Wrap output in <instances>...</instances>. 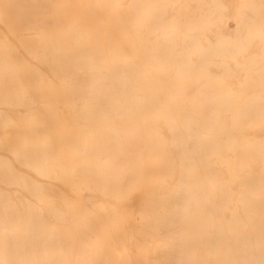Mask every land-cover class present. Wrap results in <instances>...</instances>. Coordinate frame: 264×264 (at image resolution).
I'll use <instances>...</instances> for the list:
<instances>
[{
    "label": "rangeland",
    "instance_id": "rangeland-1",
    "mask_svg": "<svg viewBox=\"0 0 264 264\" xmlns=\"http://www.w3.org/2000/svg\"><path fill=\"white\" fill-rule=\"evenodd\" d=\"M0 1H3L0 3V8H5L7 6V8L5 9H1L0 10V29L2 31H0V33H3V36H0V44H1V50H0V170H2L1 172V175H0V196L2 197V199L5 202V204L7 205H10V203H12L10 206H6V208H9V210L7 209V214H4L5 215V219L2 220V218H0V223L2 221H4V223H1V225H5L6 228H10V230L8 229L7 230V233H6V240L4 242V244L7 245L8 243V246L10 248V251L11 253L13 254V256H16L15 260L18 262L17 264H20L19 262H22V264H57V262L63 258V260H61V262L63 261H73L74 260V264L80 260H77V257L76 256H79L78 259H81V257H83L84 259L86 258V256H88L87 258V262L90 261V264H95V263H92L93 261L95 262L94 258L90 259L89 257H91V255H94L95 259L100 257V256H104L106 253V257L107 259H112L111 261L110 260H107L109 262L106 261V259L104 260V257H101V260L104 261L103 264H108V263H111V264H208V262H210L209 264H247V262L250 260L253 264H260V262L262 264H264V239L262 241V243H247L248 245H246V243H242L240 241V237L244 236V229H241L240 231L239 230H235L232 228V226H227L229 228H227L226 230H228V232H225L227 233L226 235H228L229 237V240L228 242L227 241H218V238H219V233H218V228H217V224L219 222L218 219L219 216H220V208H221V205H220V202L218 199H220L222 193L220 191V188H219V183L220 182H223V184L225 182H227L228 184H226V186H224L223 188V191L224 193L226 194L225 196L222 195L223 198L226 203L224 204L223 206V209H222V213L224 214L225 218L229 221L231 220V214L229 215V210H231L233 208V204L231 206V203L233 202V198H240V199H243L245 200V205H246V197H247V192L249 193H256L259 194L257 197H256V207L254 206V211L256 213H261L263 214L262 216H256L255 218L259 221L257 224L260 225V229L257 225L256 229L253 228L256 233L255 235H262L261 238L264 237V156H260V154H263L264 155V102H262V100L264 101V95L262 94L261 95V100H260V104L256 107V109L258 110H255L256 111V114L254 116V118H249V123L247 124L248 126V129L246 130L245 132V135H251L250 137H248L247 139L250 141L251 143V149H253L254 147V153H255V156H254V159H255V162L251 164V168L248 169V172H247V169H245V172H242L241 174V178H239L238 181H241L238 183V184L235 186V185H231L232 183L230 181H232V179H230V171H229V174L227 173L228 172V167H226L225 165H219L218 167L216 165H214L215 163L213 162L214 159L212 156L213 154V151L211 150L210 152V149H211V144L208 145V142H204L205 140L203 139V137L201 136V133L199 134L198 131L199 129L197 128V125L193 126V124H195L197 122L198 119H201V122H206V123H209L208 122V119H205V116L204 115H197L196 116V122H195V118L194 121H191L192 119H189L190 117L188 115H191V114H187L186 113H176L175 110H173L174 112V115L172 114L171 110L170 112L168 111H163V112H159V110H157L159 107H167V105H163V104H141V108L143 107L145 110L143 111H140V106L139 104H121V103H102V102H99L98 100L94 101V100H90L87 98V93L85 92V87L83 86L84 84L80 82H75V77L77 76V73H75L74 71H70L68 72L70 69L67 68L65 70H59V69H55V66H56V61H55V57L58 53L62 52V50H56L55 51V43H54V47L52 46L53 43L52 41H54L55 39H61L63 40V44L66 45L65 49L63 50V54H65V52H67L68 54L71 53L70 55L72 56V53L74 54V49L71 48V45H72V41L73 39H83V37H85V35L87 34V36L89 38H96L95 35L96 33H99L97 34V36L99 38L103 37V36H115L117 33H110L109 32V29L108 31L105 30L104 32V29L101 31L100 28H105V23L107 22V16L109 17V24L110 23H113V22H110V18H113V16H118V13L121 14V12L123 11L122 9H124L125 7H129L130 9H133L136 5L134 3H132V1L130 0H123L121 1V8H118L116 10H111L110 9V6L111 5H104V3L100 2V4H103V5H97V6H94L95 9L92 7L93 5H85L89 8H85L84 5H81V11L83 13V16L81 14V11L79 13V10L78 8L80 7V5H51L46 8L45 5L44 7H41L44 8L42 10H47V12L49 13H46V15L44 16H47L48 14V19L47 17L44 19V20H48V21H44L43 19L42 20H39L40 18L38 19H35V17L37 18L38 15H33L35 13H32L33 11L32 10H35V12L37 13V10H38V13H39V10L38 8H36L35 4H33V6H31L30 4L33 2L34 3V0H31L32 2H30L29 0L27 2H30L29 5L30 7L32 8L31 10H29V8H26L28 10V13H27V10H25V7L27 6L28 3H25L24 0H18V1H21V2H18L21 3L19 4V6L21 5V10H19L20 8L18 7L17 4H14V2L16 3L17 1L16 0H6L4 2V0H0ZM12 1V2H11ZM26 1V0H25ZM249 1V0H248ZM247 0H218L219 2V5H213L214 7L218 6L217 10L216 8H214L212 5H210V7L208 5H201V9H205L204 11H207L206 7L208 9L211 10V7L214 8V10H216V15H215V20H211L212 25H209L208 27V31H207V27H203L202 30L201 27H200V24H202V26H204V23H200L199 25L197 23H195L197 26H196V29L198 30H194L193 31V36H196L198 35L197 37V41L199 42L201 40V43L202 45L205 44V42L203 41L202 37H199V35H205L203 37H206L207 40H211V42H215L216 38L218 40H220L221 38H223V36H225L226 38L229 37L231 40L230 42H228V45H230V49L234 48V58H233V61L235 62H241L242 64L244 63V60L248 62L247 65H245V67L247 66V68H245L244 66H242L243 68L245 69H248V70H251L252 71H255L256 70V67L258 66L257 68V71H261L263 70L264 71V0H251L250 2H248ZM39 4H40V0L38 1ZM206 2H210V0H206ZM205 2V3H206ZM4 3V4H3ZM7 3V4H6ZM10 3V4H9ZM12 3V4H11ZM35 3H36V0H35ZM133 5H131V4ZM247 5H246V4ZM6 4V5H5ZM36 5L37 6H40L43 4H40V5ZM45 4V3H44ZM190 4V6H189ZM187 4V7H192V9L189 8V11L191 14H188L185 19L188 21L189 24H192L190 22H192L193 20L195 21V15L191 17V15H193L194 13H199V14H203L204 11H196L195 9H197V7H200L199 4H195L194 2L192 3H189ZM13 5H17V7L13 6ZM196 5V6H195ZM199 5V6H198ZM240 5V6H239ZM52 6H54L53 11H52ZM60 6V7H58ZM62 6V7H61ZM91 6V7H90ZM133 6V7H132ZM195 6V7H194ZM238 6V7H237ZM29 7V6H27ZM194 7V9H193ZM261 7V8H260ZM8 8L9 10L11 11L13 8H16L18 11H22V10H25L26 13H24V11H22V17L25 15V14H28L29 17L27 18V16H25L24 18L25 19H28L29 21L25 22L24 20L22 19H18V17L21 18V16L17 15V12H16V9H14L15 11H12L13 13V16H14V19L17 18L19 21L22 20V24L16 22V23H12L13 21L15 20H6V18L4 17L6 15L7 19L9 18L8 16L11 17L10 13L7 14L9 11H8ZM49 8V9H48ZM65 8V10H64ZM70 8V9H69ZM85 8V9H84ZM96 8L101 11V13L99 12L98 15L100 17L102 16H105V17H102V18H98V16L96 15ZM112 8V7H111ZM56 9V10H55ZM62 9V10H61ZM89 9V11H88ZM95 11V12H92V10ZM105 9V10H104ZM91 10V11H90ZM108 12V14L106 15V11ZM193 10V11H192ZM197 10H200L199 8ZM214 10H211V11H214ZM243 10V12H242ZM247 10L249 12H247ZM252 10V11H251ZM32 11V12H31ZM63 11V12H62ZM85 11V12H84ZM120 11V12H119ZM196 11V12H195ZM4 12V13H3ZM6 12V13H5ZM41 12V11H40ZM60 12L61 14L59 15ZM66 12V13H65ZM71 12V13H70ZM74 14H73V13ZM77 12V13H76ZM105 12V13H104ZM131 12V11H130ZM245 12V14H244ZM42 13V12H41ZM54 13V15L56 16H50ZM64 13V14H63ZM79 13V14H78ZM88 13V14H87ZM94 13V14H93ZM43 14V13H42ZM77 14V15H76ZM86 16H85V15ZM221 14V15H220ZM247 14V15H246ZM3 15V16H2ZM66 16L64 18V16ZM88 15V16H87ZM93 15V16H92ZM110 15V16H109ZM242 15H245V16H242ZM258 15V16H257ZM31 16V17H30ZM39 16H41V14H39ZM72 16V17H71ZM74 16H75V20L74 19ZM82 16V17H81ZM90 16L92 17L93 19V22H92V19L90 18ZM95 16H97V21L95 20ZM120 16V15H119ZM133 16V14H132ZM236 16V17H235ZM249 16V17H248ZM76 17H80V21H76ZM84 17V18H83ZM224 17V20H221L223 19ZM246 17V18H245ZM4 19L5 20V23L8 25L9 24V27L7 25H5L3 22V20L1 19ZM23 18V19H24ZM33 19L34 23L31 22ZM54 18V20L52 19ZM56 18V19H55ZM105 18V19H103ZM191 18V19H190ZM220 18V19H219ZM226 18V19H225ZM249 18V19H248ZM59 19V20H58ZM79 19V18H78ZM83 19V23L81 22ZM86 19V20H85ZM91 19V20H90ZM99 19V20H98ZM102 19V20H101ZM120 19V18H119ZM193 19V20H192ZM228 19V20H227ZM244 19V20H243ZM31 20V21H30ZM35 20L37 22H45V23H42V25L40 27H44L45 26V32H43L42 30L39 29H36V31H40V33L35 32L34 30H31V28H35L34 27V24L36 25L37 22L35 23ZM51 20H53L55 23H50ZM85 20V22H84ZM90 20V23H88ZM104 20V21H103ZM121 20H124L123 18H121ZM247 20V21H245ZM12 21V22H11ZM17 21V20H16ZM76 21V22H75ZM199 22L201 21V18L200 20H196V22ZM243 21H244V24H243ZM28 23V24H25V23ZM61 22V23H60ZM78 22V24H77ZM99 22V23H98ZM105 22V23H104ZM202 22V21H201ZM242 22V23H241ZM2 23L5 25L3 26ZM12 23V24H11ZM81 26H80V24ZM85 23V25H84ZM88 23V24H87ZM93 23V24H92ZM95 23V24H94ZM102 25H101V24ZM104 23V24H103ZM186 23V21H185ZM187 23V25H188ZM224 23V24H223ZM235 23L237 25H235ZM15 24H20V25H17L15 26ZM40 24V23H38ZM50 24H55L53 27H51L52 29V33L50 31V27L51 26ZM67 24V25H66ZM69 24V27L65 29V26H68ZM71 24H73V26L71 27ZM99 26H98V25ZM108 24V23H107ZM195 24L193 23V26H195ZM226 24V25H225ZM27 25H30V26H27ZM60 25V26H58ZM62 25H65V26H62ZM77 25V26H75ZM83 25V26H82ZM92 27V29H94L95 27H99V31L100 32H97V30H92L89 26ZM95 27H94V26ZM97 25V26H96ZM112 25V24H111ZM207 25V24H206ZM227 26V27H223V26ZM13 29V26H15L14 28L17 30L19 29L18 31H15L11 29V27ZM20 26V27H19ZM27 26V27H25ZM39 26V25H38ZM75 26V28H74ZM101 26V27H100ZM103 26V27H102ZM184 27H186L185 25H183ZM199 26V28H198ZM18 27V28H17ZM22 27H25V29H27V31L25 32L24 29ZM30 27V28H29ZM69 32H67V31ZM71 27V28H70ZM80 28L77 30V28ZM83 27H85L86 31L83 29ZM88 27V29H87ZM110 27V26H109ZM112 27V26H111ZM192 27V25H191ZM238 27V28H237ZM9 28V29H8ZM54 28V29H53ZM70 28V29H69ZM108 26L105 28L107 29ZM125 28V26H124ZM193 28V27H192ZM224 28V29H223ZM59 29V30H58ZM72 29V30H71ZM97 29V28H96ZM114 31L116 28H113ZM195 29V27H194ZM223 29V30H222ZM8 30L10 32H8ZM89 30V31H87ZM112 30V29H110ZM121 30H123V28H121ZM201 30V31H200ZM212 30V31H210ZM42 31V32H41ZM58 31V32H57ZM93 32L90 34V32ZM113 31V30H112ZM113 31V32H114ZM197 31V33L195 32ZM204 33H203V32ZM210 31V32H209ZM12 32V34H11ZM24 32V33H23ZM83 32L84 34L82 35ZM109 34H108V33ZM243 32V33H242ZM18 33V34H17ZM23 33V35H22ZM37 33V34H36ZM46 33V34H44ZM49 33H50V37H49ZM77 33H79V35H77ZM105 35H104V34ZM209 33V34H208ZM211 33H214V34H211ZM235 33V34H234ZM248 33V34H247ZM40 34V35H39ZM101 34V37L99 36ZM107 34V35H106ZM112 34V35H110ZM140 34V33H139ZM232 34V35H231ZM234 34V35H233ZM238 34V35H237ZM1 35V34H0ZM22 37H20V36ZM35 35V36H34ZM40 38V36H42L44 39H46V41L48 42L49 41V45L52 46V49L51 47H48L49 45L46 44L47 42H45L44 39H41L40 38V42L38 40V38ZM39 35V36H38ZM82 35V36H81ZM94 35V36H93ZM119 35V33H118ZM116 35V36H118ZM122 35V34H120ZM126 35V34H124ZM214 35V36H213ZM33 37L34 40H31L34 42V41H37L35 44L27 37ZM49 38H47V37ZM216 36V37H215ZM4 37V38H3ZM27 37L31 43L30 46H32L31 48L35 49L34 53H32L33 51L32 50H27L26 47H30V46H26L27 45V41L28 39L25 38ZM88 37L86 39H88ZM212 37H215L214 39ZM6 38V39H5ZM97 38V39H99ZM196 38V37H195ZM227 38V40L229 39ZM242 38V39H241ZM18 39V40H17ZM21 39V44L22 45V48L20 47L19 45V42ZM37 39V40H36ZM52 39V40H50ZM70 40V42L68 40ZM139 39H140V35H139ZM2 40H5V41H2ZM209 40V42H210ZM217 40V41H218ZM237 40V41H236ZM253 40V41H252ZM260 42H259V41ZM261 40H263L261 42ZM2 41V42H1ZM8 41V42H7ZM19 41V42H18ZM51 41V42H50ZM140 41V40H139ZM196 43H198L196 41V39L194 40ZM241 41V42H240ZM248 41V42H246ZM6 42V44L4 43ZM69 42V44H68ZM188 42V41H187ZM210 42V43H211ZM221 42V40H220ZM220 42L218 41V45H220ZM34 45H33V44ZM39 43V45H38ZM43 43V44H42ZM45 43V44H44ZM236 43L238 45H236ZM249 43V44H248ZM259 43V44H258ZM25 44V45H24ZM69 47H68V45ZM48 45V46H47ZM140 45V43H139ZM249 45V46H248ZM13 46V47H11ZM39 46L40 50L43 51L44 53H40V50L39 48L37 49L36 47ZM239 46V47H238ZM140 47V46H139ZM12 48H14L12 50ZM16 48V49H15ZM50 48V49H49ZM54 48V49H53ZM69 48V50H68ZM237 49V50H236ZM19 52H18V51ZM39 50V51H37ZM52 50H54V52H52ZM261 50V51H260ZM25 51V52H24ZM28 51V52H27ZM32 51V52H31ZM65 51V52H64ZM71 51V52H70ZM22 52V53H21ZM38 52L36 55L35 53ZM46 52V53H45ZM48 52H50L49 54H47ZM30 53H32L30 55ZM55 53V54H54ZM66 53V54H67ZM236 53L238 55H236ZM29 54V55H28ZM46 54L44 58L48 59V57L50 58V60L53 58V62L55 65L53 66V64H50V60H46L44 59L42 56H39V55H44ZM51 54V56H50ZM67 54V55H68ZM139 54H140V50H139ZM245 54V55H244ZM10 55V56H9ZM49 55V56H48ZM242 55V56H241ZM12 56H14L16 58V61H15V58ZM24 57V60L23 57ZM30 56H32V60L30 59ZM41 59V62L40 60L38 59ZM260 56V57H259ZM19 57V58H18ZM41 57V58H40ZM251 57V58H250ZM37 59L35 61V59ZM249 58V59H248ZM21 59V61L19 60ZM197 58L196 57H193L192 60H196ZM221 58H219L218 60H220ZM235 59V60H234ZM251 59V60H250ZM39 60V62H38ZM199 60V59H197ZM257 61L254 63V61ZM6 61V62H5ZM49 62L48 64L50 65H45L46 63L45 62ZM52 61V60H51ZM141 61V60H139ZM231 61V62H233ZM253 61V63H252ZM9 62L10 64L8 65ZM19 62V65L17 64ZM30 65H28V63ZM32 62V63H31ZM229 62V65L225 66L223 65L222 67L224 68H231L233 70H237L238 68L240 69V67H236V66H233V63ZM249 62H251L252 66H250ZM261 62V63H260ZM7 63V64H6ZM45 63V64H44ZM231 63V64H230ZM13 66H12V65ZM23 66V68H20V66ZM34 64V65H33ZM39 64V65H38ZM140 64V63H139ZM255 66H254V65ZM52 65V66H51ZM260 65V66H259ZM34 66V67H33ZM41 66V67H40ZM48 66V67H47ZM2 67V68H1ZM16 67V68H15ZM18 67L20 68L19 70ZM26 67V68H25ZM50 67V68H49ZM250 67V68H248ZM37 68V69H36ZM43 68V69H42ZM49 68V69H48ZM237 68V69H235ZM7 70V71H6ZM44 70V71H43ZM55 70V72H54ZM58 70V71H56ZM215 68H212V72L213 73H217L219 74V71H214ZM25 71L26 74H28L30 78H27V75L26 76H23V74H25ZM33 71V72H32ZM42 71V75H41V72ZM50 71V72H49ZM53 71V72H52ZM66 71V72H65ZM262 71V72H263ZM5 72L7 73L8 72V75L5 74ZM20 72V73H19ZM39 72L40 74H37ZM46 72V73H45ZM59 74H58V73ZM61 72V73H60ZM63 72V74H62ZM65 72V73H64ZM68 72V73H67ZM236 71L234 73V76H239L241 75L240 72ZM4 73V74H3ZM16 73L18 74H21L22 77H19L18 75H16ZM33 73V74H32ZM238 75H237V74ZM9 74H13L12 76L15 78L13 79V77L11 78V82L10 81H7L9 80L8 78L9 77ZM61 74V75H60ZM71 74V75H70ZM2 75V76H1ZM34 77H33V76ZM37 75V76H35ZM61 78H59V76ZM67 80H65V77ZM67 75V76H66ZM74 75V76H73ZM7 76V80H6V77ZM43 77V78H40ZM53 76V77H52ZM64 78H63V77ZM17 77V78H16ZM25 77V78H23ZM37 77V78H36ZM71 77V78H70ZM74 77V78H73ZM20 78V79H19ZM63 78V81L64 82H61ZM23 82H22V80ZM26 79V80H25ZM27 80H31L33 81L31 83L30 82H27ZM39 83H38V81ZM75 82L76 84H74L73 82ZM7 81V82H6ZM59 81V82H58ZM9 82V83H8ZM21 82V83H20ZM25 82H27V84H25ZM35 82V84H34ZM56 82V83H55ZM67 82V83H66ZM8 83V84H6ZM58 83V84H57ZM66 83V84H65ZM228 84H235L236 81H227ZM25 84L24 86H30V88L32 87L31 84H34L36 87L35 89H33L34 91H30L31 93L33 92V94L36 95L35 98L38 99L39 102H37V99H36V102L34 101L33 99V105L32 104V101L31 100H28V94L30 93L29 90L30 88L29 87H24L22 86V88H24V90H22L21 86L20 85H23ZM40 84V85H39ZM55 86H54V85ZM68 84V85H67ZM83 84V85H82ZM195 84V82H194ZM4 85V86H2ZM14 85V87H13ZM17 85V87H15ZM34 85L32 88H34ZM53 85V87H52ZM62 87L61 89L59 88V86ZM77 86L76 89L74 86ZM81 85V86H80ZM12 86V87H11ZM57 86H58V90H57ZM70 86V87H69ZM80 88H79V87ZM251 90L252 92H258L259 91V86H256V84L254 83H251ZM3 87V88H2ZM38 87V88H37ZM65 88V91H64V88ZM84 87V88H82ZM9 88H11L9 90ZM17 88V89H16ZM31 88V89H32ZM67 88V89H66ZM29 89V90H27ZM39 89V90H38ZM40 89H41V92H40ZM51 89H54V93L52 92ZM82 89V90H81ZM74 91V93L72 94V92ZM24 91V92H23ZM28 91V92H26ZM45 91V92H44ZM81 91L83 93H81ZM22 92V93H20ZM48 92V93H46ZM50 92V94H49ZM69 92V93H68ZM78 92V93H77ZM80 92V93H79ZM5 93V94H3ZM30 93V94H31ZM61 95H60V94ZM72 94V98H71V94ZM25 94V95H24ZM29 94V95H30ZM49 94V95H48ZM67 97H65L64 95ZM80 94V97H78ZM86 94V95H85ZM6 95V96H5ZM44 96L40 99V96ZM51 95H55L57 98L59 96L62 97V99H59L57 100L56 97H52ZM69 95V96H67ZM74 95V96H73ZM22 96H23V99H22ZM31 96V95H30ZM34 96V95H33ZM32 96V98H33ZM25 97V98H24ZM65 97V98H64ZM69 97V99H68ZM76 97V98H75ZM260 97V96H259ZM15 99H20V100H24L22 102L24 103H20V101L18 100H15V103H12L10 106H8L11 102H13L12 100ZM31 97L29 99H32ZM47 98V99H45ZM76 101H75V99ZM48 99H50L51 101H49ZM55 99V101L53 100ZM67 99V101L65 100ZM72 99V100H71ZM42 100V101H41ZM65 100V101H63ZM10 101V103H9ZM18 101V102H16ZM28 101V104L30 105H26ZM45 101V102H44ZM46 101H48L46 103ZM57 101L59 102L57 104ZM63 101V102H62ZM75 101V103L73 102ZM78 101V102H77ZM2 102V103H1ZM6 102V103H5ZM30 102V103H29ZM41 102V103H40ZM56 102V103H55ZM73 102V103H72ZM92 102V103H91ZM94 102V103H93ZM98 102V103H97ZM262 102V103H261ZM36 103V104H35ZM43 103V104H42ZM50 103H53L51 106ZM68 103H72L70 105H68ZM86 103V104H85ZM91 103V104H90ZM19 104V105H18ZM55 104V105H54ZM57 104V105H56ZM60 104V106H59ZM64 104V105H62ZM100 104V105H98ZM13 105V106H12ZM15 105V106H14ZM22 106V107H19V106ZM42 106V112L40 111L39 107L38 106ZM75 105V107H74ZM105 105V106H104ZM120 105V106H119ZM129 105V106H128ZM149 105V106H148ZM152 105V106H151ZM187 107L189 108H192L194 107L197 108L199 107V104L198 103H189V104H185ZM184 105V106H185ZM193 105V106H192ZM18 106V108H17ZM46 106V107H45ZM58 106V108H57ZM91 106V107H90ZM103 106V107H102ZM159 106V107H158ZM29 107V108H28ZM38 107V110L39 112H35L37 109H33V108H37ZM45 107V108H44ZM52 107V108H51ZM73 107V108H72ZM79 107V108H78ZM82 107V108H81ZM84 107V108H83ZM88 107V108H87ZM111 107V108H109ZM121 107H124V108H121ZM130 107V108H129ZM137 108V109H134ZM177 107H180V105H177ZM31 108V109H30ZM44 108V109H43ZM60 108V109H59ZM69 108H70V111H69ZM78 108V109H77ZM121 108V109H120ZM154 108V110H152ZM173 108L176 109V106H173ZM260 108V109H259ZM22 109V110H21ZM29 109V110H28ZM52 109V110H51ZM58 109V110H57ZM82 111H80V110ZM95 109V110H94ZM119 109V110H117ZM193 109V110H194ZM9 110V111H8ZM31 110V111H30ZM34 110V111H33ZM46 110V111H45ZM49 112H48V111ZM68 110V112H66ZM76 111V113H74V111ZM79 110V112H78ZM109 110V112H108ZM111 110V111H110ZM31 112L30 116L28 113H25V112ZM51 111V112H50ZM57 111V112H56ZM64 111V113H63ZM102 111V113H101ZM123 111V112H122ZM161 111V110H160ZM6 112H7V116L6 115ZM19 112V113H18ZM34 112V113H32ZM44 112H46V115L45 116ZM54 112V113H52ZM61 112V113H60ZM78 112V113H77ZM95 112V113H94ZM100 112V113H99ZM135 114H134V113ZM11 113H13V115H11ZM24 113V114H23ZM99 113V114H98ZM128 113V114H127ZM150 113V114H149ZM160 113H163V116H161L162 114ZM165 113H166V116H165ZM2 114V115H1ZM26 114V115H25ZM35 114L38 116L36 117L35 119ZM77 114V115H76ZM79 114V116H78ZM82 114V115H81ZM84 114V115H83ZM95 114V115H94ZM102 114V115H101ZM126 114V115H125ZM172 114V115H170ZM258 114V115H257ZM5 115V116H4ZM55 115V116H54ZM63 115V116H61ZM101 115V116H100ZM119 115H121L120 117H118ZM129 115V117H127ZM181 115V116H179ZM183 116L186 115V117L183 119ZM12 116V117H11ZM41 116V117H40ZM65 116V117H64ZM6 117V118H5ZM8 117V118H7ZM12 118V120L10 118ZM23 117V119H22ZM30 117V118H29ZM46 121H43L44 119ZM55 117V118H54ZM62 117V119H61ZM64 117V118H63ZM77 117V118H76ZM104 117V118H103ZM140 117V118H139ZM171 117H174V118H171ZM180 117H181V121H180ZM204 117V118H203ZM259 117V118H258ZM3 120H2V119ZM39 118H42L43 120H38ZM57 118V119H56ZM72 118V119H70ZM85 118V119H84ZM198 118V119H197ZM8 119H10V121H8ZM14 119V120H13ZM122 119V120H121ZM141 119V120H140ZM151 119V120H150ZM158 119V120H157ZM169 119L171 121H169ZM177 119V120H176ZM184 121H183V120ZM203 119V120H202ZM7 120L8 123L10 122H16V125L14 126L13 124H11V128L13 129H10V125L8 124L7 126V123H5ZM21 120V121H20ZM27 120V122H26ZM38 120V121H37ZM55 120V121H54ZM60 120V121H59ZM77 120H79L77 122ZM108 120H111V122H107ZM32 121H34V123H32ZM50 121L51 124H53L52 128H51V125L47 127V124L48 122ZM57 121V122H56ZM62 121H65L62 123ZM67 121V122H66ZM76 121V122H75ZM122 121V122H121ZM142 121V122H140ZM144 121V122H143ZM159 121V122H158ZM165 121V123L163 122ZM166 121H167V124H166ZM178 122L182 128V131H181V128L179 127L178 123L176 124V122ZM25 122V123H24ZM38 124H37V123ZM44 122H47V124L43 125ZM113 122V123H112ZM173 123V124H170ZM194 122V123H192ZM3 125H2V124ZM22 123V124H20ZM49 123V124H50ZM69 123V124H67ZM80 123V124H79ZM112 123V124H111ZM183 123V124H182ZM192 123V125L190 124ZM255 123V124H254ZM6 124V126H5ZM15 124V123H14ZM31 124H34V126H32ZM107 124V125H106ZM121 124V125H120ZM13 125V127H12ZM21 125V126H20ZM24 125V127L22 126ZM29 125V126H28ZM110 125V126H109ZM117 125V126H116ZM174 125V127L172 126ZM177 125V126H176ZM186 125V126H185ZM189 125V126H188ZM263 125V126H262ZM18 126V127H17ZM46 126V127H45ZM73 126V127H72ZM154 126H155V129H154ZM168 126V127H167ZM195 129H197L198 131L195 132L194 129L190 130V127H192ZM5 127V128H4ZM6 127H8L6 129ZM18 128V130H16V128ZM31 127V129H30ZM39 127L42 129H39ZM63 127V128H62ZM71 127V129H70ZM89 127V128H88ZM255 127V128H254ZM14 128L16 131V134L14 132ZM30 129L32 130L29 131L27 129ZM45 128V129H44ZM84 128V129H83ZM92 128V129H91ZM108 128V129H107ZM174 130H172V129ZM189 128V129H188ZM49 130L50 132L46 131ZM56 129L59 131H57L58 133H62L61 136L60 134H58L56 132ZM70 129V130H69ZM91 129V130H90ZM140 129V130H139ZM180 130V132H183V134H180L178 130ZM6 130V131H5ZM12 130V136H9L8 134L11 135V132ZM22 131V133L19 132ZM44 132V133H41V131ZM85 130V131H84ZM185 130V131H184ZM5 131V132H3ZM29 131V132H28ZM36 131V132H35ZM38 131V132H37ZM45 131L50 133L49 135H45ZM61 131V132H60ZM64 133H63V132ZM130 131V133H128ZM138 131H141L138 132ZM191 131V132H190ZM41 134H40V133ZM53 132H55L53 134ZM69 132V133H68ZM86 132V133H85ZM145 132V133H144ZM261 134H259V133ZM34 135H33V134ZM38 133L39 137H37L38 135L36 134ZM52 133V134H51ZM111 133V134H110ZM140 133V134H139ZM144 133V134H143ZM189 133V134H188ZM190 133H191V137H190ZM194 133V134H193ZM196 133V134H195ZM23 134V135H22ZM47 134V133H46ZM65 134V135H63ZM71 135L69 136L71 138V140L69 139V137H66L68 135ZM88 134V135H86ZM99 134V135H98ZM101 134V135H100ZM110 134V135H108ZM175 134V135H174ZM180 134V135H179ZM4 135V136H3ZM31 135V137H30ZM42 135V136H41ZM46 137H44V136ZM103 135V136H102ZM146 135V136H145ZM170 135V136H169ZM174 135V136H173ZM178 135L181 136L178 138ZM195 135L197 136L195 138ZM23 136L25 139H23ZM59 136V137H58ZM99 136V137H98ZM116 136V137H115ZM173 136V137H172ZM194 138H193V137ZM14 139L12 140L11 139ZM48 137V138H47ZM55 137V138H54ZM174 137L176 139H174ZM199 137H200V140L202 141H199ZM31 138V139H30ZM59 138V139H57ZM74 138V139H73ZM85 138V141L84 139ZM119 138L121 140H119ZM129 138V139H128ZM140 138V139H139ZM142 138V139H141ZM180 139V141L183 143L182 145L184 146H181V142L178 140ZM184 138V139H183ZM191 138V139H190ZM193 138V140H192ZM9 139V140H8ZM11 139V140H10ZM53 139L55 140H59L60 142H58L55 146H57L59 144V146H57V148L59 147V149H57L56 147L53 146L55 140L53 141ZM124 139V140H123ZM128 139V140H127ZM164 139V140H162ZM183 139V140H182ZM24 140H26L24 142ZM41 140H42V143H41ZM50 140V141H48ZM78 140V141H77ZM87 140V141H86ZM99 140L101 142H99ZM139 140V141H138ZM144 140V141H143ZM176 140V141H175ZM192 140V141H191ZM13 141V142H12ZM16 141V142H15ZM22 141V142H21ZM31 141V142H30ZM52 141H53V144H52ZM118 141V142H116ZM178 141V142H177ZM184 141V142H183ZM197 141L198 144H196L195 142ZM14 143V144H11ZM45 142V143H44ZM51 142V143H50ZM86 142V144H85ZM125 142V143H124ZM180 142V143H179ZM190 142L191 144H193L192 142H194V145L193 147L190 145ZM201 142V143H200ZM7 143V144H6ZM23 145H22V144ZM56 143V142H55ZM60 143H64L63 147H60L61 144ZM68 143V144H67ZM71 143V144H70ZM79 146H78V144ZM84 143V144H83ZM99 143V144H98ZM124 143V144H123ZM134 143V147H133V151L131 150V146L132 144ZM145 143V144H143ZM161 146H160V144ZM176 143V144H175ZM185 143H187L188 145H186ZM203 143V145H202ZM5 144V145H4ZM42 144V145H41ZM135 144L136 147H135ZM146 144H149V145H146ZM180 144V145H179ZM11 145V146H10ZM41 145V146H40ZM52 145V146H50ZM84 145V146H83ZM110 145V146H109ZM112 145V146H111ZM123 145H125L126 148L123 147ZM199 145V146H198ZM206 145V147H205ZM257 145V146H255ZM14 146V148H13ZM29 146V147H28ZM38 146V147H37ZM71 146V148H70ZM100 146V147H99ZM145 148H144V147ZM161 148H160V147ZM173 146V148H172ZM174 146H175V149H174ZM178 146V147H177ZM192 147V151L196 148L197 150L193 151V155L196 153H198V155L202 157L196 159L195 157H198L196 156V154L193 156L191 154H188L186 155V153H189L191 150L188 149L189 147ZM6 147V149H5ZM42 147V148H41ZM54 147V148H53ZM81 147V148H79ZM84 147V149H82ZM109 147V149H108ZM119 147V148H118ZM122 147V148H121ZM151 147V148H149ZM205 147V148H204ZM210 147V148H209ZM8 148V149H7ZM18 148V149H16ZM20 148V149H19ZM41 148V149H39ZM91 148V149H90ZM111 148V150H110ZM114 148V149H113ZM127 148H129L130 150H128ZM148 148V149H147ZM152 148H155V149H152ZM158 148V149H157ZM177 148V149H176ZM181 148V150H179ZM182 148H183V151H182ZM201 148V149H200ZM203 148V149H202ZM14 149V150H13ZM48 149V150H46ZM69 149V150H68ZM84 150L82 152V150ZM87 149V150H86ZM89 149V150H88ZM107 151V153L105 152V154L103 153L105 150ZM122 151L123 149V153L122 154H119L120 150ZM127 149V150H125ZM138 152H134V151H137ZM151 149V150H150ZM161 149V150H160ZM188 149V150H186ZM210 152H207V150ZM213 149V148H212ZM7 150V151H6ZM59 150V151H58ZM83 153H80V151ZM102 150V151H101ZM118 151V155L117 157L121 158V160H119L115 155L117 154V151ZM140 150V151H139ZM147 150V151H145ZM205 150V151H203ZM13 151V152H12ZM18 151V152H17ZM46 151V152H45ZM49 151V152H48ZM101 151V153H100ZM180 151V152H179ZM186 151V153H185ZM39 152V153H38ZM49 154H48V153ZM63 152V154H62ZM127 152V154H126ZM132 152V153H131ZM171 152V153H170ZM177 152V154H176ZM182 152V153H181ZM203 152V154L201 153ZM206 154H205V153ZM16 153H17V156H16ZM22 153L24 155H22ZM38 153V154H36ZM79 153V154H78ZM15 154V155H14ZM101 154V156H100ZM115 154V155H114ZM131 154H135V155H131ZM170 154V155H168ZM183 154V155H182ZM248 154V153H247ZM32 155L34 157H36L34 159V157H32ZM40 155V156H39ZM104 155V156H103ZM115 157H114V156ZM129 155L131 158H129ZM180 157H178V156ZM204 155V156H203ZM211 155V156H210ZM245 155V156H244ZM249 155V154H248ZM5 156V157H4ZM43 156V157H42ZM54 156V157H53ZM67 158H66V157ZM80 156V157H79ZM82 156V157H81ZM92 156V157H91ZM109 156V157H108ZM127 156V160H126V157ZM169 156V157H168ZM172 156H175V157H171ZM182 156H185V158L189 157L187 159V161H190L193 163V160H198V161H194L196 162V164H190V162H187L188 164H182L185 160V158H183ZM187 156V157H186ZM192 156V157H191ZM209 156V157H208ZM247 155L246 154H243V158L246 157ZM22 157H24L22 159ZM31 157V158H30ZM51 159H50V158ZM72 157V158H71ZM110 157H111V160L113 161L114 158V161L112 162L110 160ZM137 157V158H136ZM146 157V158H144ZM179 160H178V158ZM182 157V158H181ZM33 158V159H32ZM44 158V159H42ZM54 158V160L52 159ZM57 160H56V159ZM78 158V159H76ZM80 158V159H79ZM100 158V159H99ZM105 161H101L103 159ZM109 158V159H108ZM123 158H125L123 160ZM133 158V159H132ZM194 158V159H192ZM203 158L204 160V163L207 164H203L199 159ZM67 159H70L69 161H67ZM99 159V160H98ZM119 160V162H115L116 160ZM132 159V160H131ZM135 159V160H134ZM150 161H149V160ZM177 161H176V160ZM213 159V160H212ZM244 159H247V158H244ZM44 160V161H42ZM47 160V161H46ZM49 160V161H48ZM52 160V161H51ZM63 160V161H62ZM79 160V161H78ZM202 160V159H201ZM54 161V162H53ZM101 161V162H100ZM121 161V163H120ZM127 161V162H126ZM132 161V162H131ZM183 161V162H181ZM259 161V162H258ZM12 162V163H11ZM45 162V163H43ZM58 162V163H57ZM64 163V165H62ZM97 162V163H96ZM129 162V163H128ZM178 162H179V166H178ZM186 162V161H185ZM201 162V163H200ZM41 163V164H40ZM49 163V164H48ZM51 163V164H50ZM58 165H57V164ZM61 163V164H60ZM101 163V164H100ZM110 163V164H109ZM116 163V164H115ZM214 163V164H213ZM5 164H7L5 166ZM12 164V165H11ZM27 164H28V168H27ZM55 164V165H54ZM117 165V167L115 165ZM133 164V166H132ZM182 165V168H181V165ZM14 165V166H13ZM35 167V170L36 169H39L36 170L34 172V167ZM49 165V166H48ZM126 165V166H125ZM130 165V166H129ZM196 165V166H195ZM8 166H11L8 168ZM37 166V168H36ZM54 166V169H58V166H59V172L56 170H51V167ZM67 166V168H65ZM90 166V167H89ZM96 166V167H95ZM122 166V167H120ZM124 166V167H123ZM130 170H129V168ZM187 166V168H185ZM197 166H200V167H197ZM205 166V167H204ZM209 168H208V167ZM224 166V167H222ZM2 167V168H1ZM5 167V168H4ZM14 167V169H13ZM33 167V168H32ZM92 167V168H91ZM113 167H114V172H111L113 171ZM127 167V168H126ZM194 169H193V168ZM215 167V168H213ZM8 168V169H7ZM31 171H30V169ZM48 168V169H47ZM72 168H73V171H72ZM89 168V169H88ZM97 168V169H95ZM112 169V170H109V169ZM165 168V169H164ZM198 168V170H197ZM211 168V170H210ZM5 169V171H4ZM9 169H13V171L11 172ZM65 169V170H64ZM69 169V170H68ZM88 169V170H87ZM128 169V170H127ZM187 169V170H185ZM207 170L205 172V176L204 177H200V173H199V176H198V171L199 172H203L204 174V171ZM209 169V170H208ZM220 169V171L218 172L217 170ZM10 171L11 173L14 172V175L12 174L11 177L10 176V172L7 173V171ZM18 174H16L17 176H19V178H21V175L22 177L24 178L25 176V179H26V176L28 177L26 180L25 179H16V182L15 178V173L16 171ZM33 170V171H32ZM46 174H45V172ZM47 170V171H46ZM49 170V171H48ZM76 170L79 172L77 173ZM104 170V171H103ZM125 170V171H124ZM163 170V171H162ZM191 170V171H190ZM196 170V171H194ZM260 170V171H259ZM21 171V172H20ZM43 172V174L41 173V176H38L36 175L37 173L39 174V172ZM54 171V172H53ZM89 171V172H88ZM194 171V172H193ZM262 171V172H261ZM6 172V173H5ZM49 173H52L53 176L52 178L54 177V179L51 178V175H50V179L52 180H49L48 175L47 174ZM61 172V176H60V173ZM81 172H86L85 174L87 175V173L89 174V176H86L85 177V174ZM94 174H93V173ZM128 172V174H127ZM168 172V173H167ZM179 172V173H178ZM184 172L185 176L182 174ZM191 172V173H190ZM197 172V173H195ZM211 172V173H210ZM213 172V173H212ZM247 172V173H246ZM255 172V173H254ZM10 173V174H9ZM56 173V174H55ZM80 176H78L77 174ZM107 173V174H105ZM113 173H115L113 175ZM120 173V174H119ZM181 173V174H180ZM190 173V174H189ZM45 174V175H44ZM125 174V175H124ZM179 174V175H178ZM192 174L194 176H192ZM220 175L218 178H217V175ZM248 175V178L245 177V175ZM255 174V175H254ZM30 175V176H28ZM40 175V174H39ZM59 175V176H58ZM94 175V176H93ZM124 176L125 179H127V181H121L122 180V176ZM183 175V178L181 179V181H178V179H180V177ZM191 175V176H190ZM225 175V176H223ZM6 176V177H4ZM92 176V177H91ZM104 176H105V179H104ZM179 176V178H178ZM210 176V177H209ZM213 176V177H212ZM226 176H229V177H226ZM10 177L12 178V180H9ZM30 177V178H29ZM80 177V178H78ZM88 177V178H87ZM110 177V178H109ZM112 177V178H111ZM189 177H193L192 179L196 180L197 181V184L198 187H204L203 190L200 188V190H198L202 196L200 195H197V197H199L200 199L196 198L195 196L192 198V195L191 198L195 200H192L189 202V199H187L188 194H192L190 193L189 191V188L193 187L192 185H190L191 183H193V180L191 179V183L189 184L188 183V180H189ZM246 178L243 180V178ZM3 178L4 180L2 181ZM6 178V179H5ZM18 178V177H17ZM33 178V179H32ZM45 178V179H44ZM88 181H87V179ZM89 178L91 179V181L89 180ZM188 178V180H187ZM204 178H209L208 181L207 180H204ZM215 178V179H214ZM31 179V182H32V188L34 186H37L39 187L36 191H28L30 188L31 185L29 183H31L29 180ZM36 179V180H34ZM70 179V180H68ZM82 179V180H80ZM88 182H85V180ZM104 179V180H103ZM111 179V180H110ZM212 179V180H211ZM224 179V180H223ZM34 180V181H33ZM48 180V181H47ZM94 180V181H93ZM97 180V181H96ZM99 180V181H98ZM113 180V181H112ZM132 180V181H131ZM227 180V181H225ZM15 181V182H14ZM83 181V182H82ZM93 181V182H92ZM130 181V182H129ZM203 181V182H201ZM244 181H245V184L244 185ZM5 182V184H4ZM13 182V183H12ZM20 182V184H19ZM25 182L24 185H22L23 183ZM67 183L66 185L64 183ZM85 182V183H84ZM122 182V183H121ZM124 182V183H123ZM126 182V183H125ZM178 183V187L181 188L182 186V191L183 189H185L187 186L188 188V194H187V197L185 196L186 193L183 191V194L182 191H180L181 189L178 188V192H180V197H178V194H176V183ZM205 182V183H204ZM206 182L208 184H210L208 186L205 185ZM218 184H217V183ZM22 183V184H21ZM69 183V184H68ZM95 183V184H94ZM102 183V184H101ZM117 183V184H116ZM180 183H182L180 185ZM183 183H187V184H183ZM204 183V185H203ZM214 186H211L213 185ZM243 183V184H242ZM28 187H27V185ZM38 184V185H36ZM41 184H43L42 187L43 188V191L42 189H40L41 187ZM48 184H51L49 185L48 187H50L48 189L47 187V192L50 191V194H51V188H55L54 190L52 189V196L54 194V196L56 197V193L58 194V196L56 197L57 200L59 202V204H57L58 202H56L54 200L55 197H47V196H50L45 190H46V186ZM89 187H88V185ZM100 184V185H99ZM125 184V185H124ZM148 184V185H147ZM217 184V186H216ZM230 184V185H229ZM82 187H81V186ZM92 185V187H91ZM162 185V186H161ZM175 186V190H173V188H171V186ZM190 185V186H189ZM194 185H196L194 183ZM19 186V187H18ZM25 186V187H24ZM68 186V187H67ZM86 186V187H85ZM172 186V187H173ZM209 190H208V188ZM235 186V187H234ZM10 187V188H9ZM84 187V188H83ZM94 187V188H93ZM98 187V188H97ZM110 187V188H109ZM185 187V188H183ZM195 187V186H194ZM216 187V188H215ZM229 187V188H228ZM237 187V188H236ZM254 189H253V188ZM26 188V189H25ZM61 188V189H60ZM66 188H69V192H68V189ZM74 188V189H73ZM96 188V189H95ZM101 188L102 189V192H101ZM145 188V189H144ZM242 188V190H241ZM4 189V190H3ZM11 189V190H10ZM57 189V191H56ZM84 189V190H83ZM180 189V190H179ZM194 189V188H193ZM197 187H195V189L193 190L195 193L197 191ZM214 189V190H213ZM215 189H217L218 191H216ZM232 190H237V193H233L231 194L230 191ZM252 189V190H251ZM32 190V189H31ZM40 190V191H39ZM63 190H64V193H63ZM122 190V192H121ZM196 190V191H195ZM204 190H207L206 192H209L211 194V199L209 198V200H213L211 202H213V206L216 207V209H214V207L212 206V203L210 204L209 203V200H206L208 199L209 197V193L207 194L206 196V193L202 194V192H204ZM262 190V193L260 194ZM38 191V192H37ZM41 191L43 192V194H45V192L47 193V195H43V196H40L42 194H40L39 196H37V193L39 194V192L41 193ZM73 191V192H72ZM77 191V192H76ZM85 191V192H84ZM99 191V192H97ZM152 191V192H151ZM192 191V190H191ZM242 191V192H241ZM252 191V192H251ZM256 191V192H255ZM6 192V193H5ZM25 192V193H24ZM30 192V193H29ZM55 192V193H54ZM62 192V194H61ZM156 192V193H155ZM199 192H197L198 194H200ZM218 194H217V193ZM19 193V195H18ZM34 193H36L35 196L39 197L38 200L36 201V203H34V201L37 199L34 197ZM66 193V194H65ZM77 193V194H76ZM79 193V194H78ZM151 193L152 196L154 197H151ZM196 193V194H197ZM216 193V195H215ZM7 194V195H6ZM14 194V196L12 195ZM26 194V195H25ZM62 196H61V195ZM155 194V195H154ZM177 197H176V195ZM185 194V195H184ZM195 194V195H196ZM242 194H244V196H242ZM60 195V196H59ZM66 197H65V196ZM72 195V196H71ZM80 197H79V196ZM84 195V196H83ZM171 195V196H170ZM175 196V199H174V196ZM184 195V196H183ZM206 198H205V196ZM13 196V197H12ZM45 196V200L46 202H44L45 200H43ZM78 196V197H77ZM156 196V198H155ZM173 196V198H172ZM217 196V197H215ZM237 196V197H236ZM7 197V199H6ZM20 197V198H19ZM27 199H26V198ZM42 197V198H41ZM63 198V200H61V198ZM69 197L71 200V202L73 203L74 205V201L75 203L79 202V206H74L72 207V203L69 200V198H67L68 200H65L64 199ZM73 199H72V198ZM136 197V198H135ZM183 197H186L185 199H182ZM201 197H203V202L201 200ZM5 198V199H4ZM11 198V199H10ZM12 198L14 200H12ZM16 198V199H15ZM21 198H24V199H21ZM34 198V199H33ZM53 198V200H52ZM55 198V199H56ZM76 198V199H75ZM79 198V199H78ZM114 198V199H113ZM147 198V200H146ZM181 200H180V199ZM21 199V201H20ZM40 199V200H39ZM75 199V200H74ZM79 201H78V200ZM156 199V200H155ZM198 199V201H197ZM29 200V201H27ZM31 200H34V201H31ZM51 200V202H50ZM100 200V201H99ZM188 200V201H187ZM191 200V199H190ZM201 202H200V201ZM232 200V202L230 201ZM10 201H13V202H10ZM42 204H40L41 202ZM61 201H63V203H61ZM174 201V202H173ZM197 202V204H195L194 202ZM230 201V202H229ZM10 202V203H9ZM16 202V203H15ZM24 202V203H23ZM31 202H33L34 204H36L34 206V204H31ZM69 202V203H68ZM111 202V204H110ZM177 202V203H176ZM189 202V203H188ZM200 202V203H199ZM204 202H207V208H209V210H207V212L205 211V205L206 203ZM215 202V203H214ZM218 202V204H217ZM28 203V204H27ZM31 205H30V204ZM37 203H39L37 205ZM44 203V204H43ZM56 203V204H54ZM109 203V204H108ZM69 204V205H67ZM77 204V205H78ZM190 204V205H189ZM194 204V205H193ZM201 204V205H200ZM24 205V206H23ZM26 205H27V208H26ZM30 205V206H29ZM33 205V206H32ZM44 205L46 206V208H44ZM76 205V204H75ZM83 205V206H81ZM86 205V206H85ZM142 205V206H141ZM191 205H193L191 208H189ZM210 205V206H209ZM14 206V207H13ZM32 207L31 209L29 207ZM54 206L53 209H51L52 207ZM57 209H55L56 207ZM62 208H61V207ZM68 206V207H67ZM92 206V207H91ZM115 206V208H114ZM178 206V207H177ZM188 206V207H187ZM199 206V207H198ZM16 207V208H15ZM18 207V208H17ZM24 207V209L22 208ZM34 207V208H33ZM37 208V212L35 211L36 208ZM40 207V208H39ZM51 207V208H50ZM60 207V208H59ZM71 207H72V211L71 210ZM80 207V208H79ZM99 207V208H98ZM183 207V209H185L184 211L181 210V208ZM195 207V209H194ZM262 207V208H260ZM43 208H44V211L47 209V212L49 210V213L47 214V212H44L43 211ZM65 209L67 210L69 208V210H67L66 212L65 211H62V209ZM96 208V210H95ZM123 208V209H121ZM139 208V209H138ZM142 208V209H141ZM167 208V209H165ZM180 208V209H179ZM257 210H256V209ZM14 209V211H13ZM51 209V210H50ZM59 209V210H58ZM63 209V210H64ZM94 209V210H93ZM102 209L104 210L102 212ZM193 209V211H192ZM240 209V207L238 208ZM26 210V211H25ZM28 210V212H27ZM31 210V211H29ZM59 212L61 210V212H64L66 213L64 215V213L62 214L61 212H59L58 214L56 213L57 211ZM156 210V211H155ZM167 210V213L165 212ZM180 210V211H179ZM190 210V211H189ZM195 210V212H194ZM228 210V212H227ZM11 211H13L12 213H14V217L12 218V213H10ZM24 211L26 214H24ZM52 211V213H51ZM96 212L94 214V212ZM113 211V212H112ZM200 211V212H199ZM6 212V211H5ZM35 212V213H34ZM41 212V213H40ZM44 212V213H43ZM70 212V215H72L73 218H77L78 220H75V219H71L70 220V216L68 217V214ZM72 212V213H71ZM180 212V213H179ZM188 212V214H187ZM211 212V213H210ZM40 213V214H39ZM79 213V214H78ZM86 213V214H85ZM197 213V214H196ZM208 213V214H207ZM228 213V214H227ZM28 214H30V216H28ZM35 214L38 215L37 218L35 217ZM47 214V215H45ZM62 214V215H60ZM75 214V215H73ZM125 214V215H124ZM181 214V216L179 215ZM33 215V216H32ZM42 215V216H41ZM45 215V216H44ZM52 215H54L52 217ZM59 215V216H58ZM83 215V216H82ZM87 215V216H86ZM116 215V216H115ZM136 215V216H135ZM173 215H175L173 217ZM177 215V217H176ZM219 215V216H218ZM20 216V217H19ZM22 216V217H21ZM41 216V217H40ZM6 217H8V219H6ZM27 217L29 218L26 222L25 219H27ZM34 220H33V218ZM48 217V218H47ZM50 217H52V221H50ZM59 217V218H58ZM65 217V218H64ZM84 217V219H83ZM94 217V218H93ZM97 217V218H96ZM135 217V218H134ZM171 217V218H170ZM218 217V219H217ZM261 217V218H260ZM22 220H21V219ZM31 218V219H30ZM46 218V219H45ZM57 218V219H56ZM62 218V219H60ZM69 218V221L67 222L66 220ZM89 218H92L95 219L94 221L98 224H96L95 222H92ZM123 218H125L123 220ZM169 218V219H168ZM194 218V220H193ZM203 218V219H202ZM24 219V220H23ZM44 219V220H43ZM53 219H56L54 222ZM88 219L90 221H88ZM171 219V221H170ZM179 219V220H178ZM8 220V221H7ZM14 220V221H13ZM32 220V221H30ZM39 222H38V221ZM83 220V221H82ZM169 220V223H167ZM216 220V221H215ZM7 221V222H6ZM67 224H65L66 222ZM75 221V222H74ZM88 221V222H86ZM107 221V222H106ZM110 221V222H109ZM218 221V222H217ZM9 222V223H8ZM19 222V223H18ZM26 222V223H25ZM43 222L45 224H43ZM52 224H50V223ZM59 222V223H57ZM65 222V223H64ZM80 222V223H79ZM92 222V224L94 225H97L98 227L97 228H92V232H95L94 234L92 233L91 234V228L89 226H91L92 224H90ZM192 224H191V223ZM205 222V223H204ZM215 222V223H214ZM41 223V224H40ZM68 223H70L71 225H69ZM75 223V224H74ZM172 223V225L170 224ZM261 223V224H260ZM8 224V225H7ZM35 224H37L38 226V230L35 229L36 226ZM61 224L60 226L62 227V230H60L61 227L59 226H55V225H59ZM74 224V226H73ZM85 224H88L85 226ZM101 224V225H100ZM192 226H191V225ZM0 225V231H1V226ZM45 227H44V226ZM63 225H66V228H67V225H68V229L66 228H63L64 226ZM100 225V226H99ZM108 225V226H107ZM196 225V226H195ZM35 228H34V227ZM43 226V228H42ZM49 226V227H48ZM104 226V227H103ZM111 228H110V227ZM169 226H172L171 228L168 229ZM55 227V229H54ZM86 227V228H85ZM89 227V228H88ZM96 227V226H95ZM108 227V228H107ZM52 228V230L50 229ZM88 228V229H87ZM166 228V229H165ZM14 229V230H13ZM28 229V230H27ZM33 229V230H32ZM35 229V230H34ZM58 229V230H57ZM66 229V230H65ZM71 229V230H70ZM81 229V230H80ZM85 229V230H83ZM97 229V230H100L101 234L98 235V233H100L98 231V233L96 234L97 230H94ZM17 230V231H16ZM21 230V231H20ZM60 230V231H59ZM80 230V231H78ZM110 230V231H109ZM178 230V231H177ZM214 233H213V231ZM9 231V232H8ZM34 231V232H33ZM52 231V232H51ZM89 231V232H87ZM109 231V232H108ZM260 231V232H258ZM61 233L60 235L57 233ZM67 232V233H66ZM79 232V234H78ZM104 232V233H103ZM107 232V233H106ZM217 232V233H216ZM9 233V234H8ZM34 233V234H33ZM37 233V234H36ZM54 233V234H53ZM65 233V234H64ZM73 233V234H72ZM87 233V234H86ZM165 235H163V234ZM189 233V234H188ZM201 233V234H200ZM213 233V234H212ZM8 234V235H7ZM42 234V235H40ZM56 234V235H55ZM63 234V236H62ZM67 234H69V240L67 238V240L63 243H61L63 240H65ZM70 234H71V237H70ZM90 234V235H89ZM97 236H96V235ZM111 234V235H110ZM113 234V235H112ZM170 234H172L170 236ZM215 234V235H214ZM232 234V235H231ZM23 235V236H22ZM35 235V236H34ZM66 235V236H65ZM75 235V236H74ZM78 235V236H77ZM81 238H78L80 237ZM85 235V236H84ZM93 235V236H92ZM179 236L178 238L176 236ZM204 237H203V236ZM216 237H214V236ZM241 235V236H240ZM42 236V237H41ZM53 236V237H52ZM67 236V237H68ZM73 236V237H72ZM175 236V238L173 237ZM213 236V238H212ZM26 237V239H25ZM53 239H52V238ZM60 237V238H59ZM63 237V238H62ZM97 237V238H96ZM100 237V238H99ZM8 238V239H7ZM13 238V239H12ZM36 238V239H35ZM37 238L39 240H37ZM47 238V239H45ZM55 238V240H54ZM106 238V239H105ZM204 238V239H203ZM212 238V239H211ZM237 238L239 241H237ZM41 239H42V242H41ZM60 239H63L60 241ZM71 239V240H70ZM81 239V240H80ZM98 239V240H97ZM184 239V240H183ZM201 239V240H200ZM211 239V240H210ZM214 239V240H213ZM233 239V240H231ZM24 240V241H23ZM35 240V241H34ZM37 240V241H36ZM91 240H93V245H90L92 244L91 243ZM107 240V241H106ZM174 240V242H173ZM178 240H181L182 242L184 243H181L182 245H180L179 241ZM212 241L211 243H214V245L212 246V244H210V241ZM29 241V243H28ZM52 241H53V244H52ZM57 241V242H56ZM59 241V243H58ZM69 241V242H68ZM84 243H83V242ZM96 241V242H95ZM168 241H170V244L168 246ZM180 241V242H181ZM206 241V243H205ZM208 241V242H207ZM41 242V243H40ZM72 242V243H70ZM76 242V243H75ZM173 242V243H171ZM196 242V243H194ZM230 242V243H229ZM234 242V243H232ZM13 243V244H12ZM25 243V244H23ZM65 243V244H64ZM67 243V245H66ZM81 243H82V247H81ZM209 243V244H208ZM238 243L241 246L242 250H239V246ZM41 244V245H40ZM60 244V245H59ZM98 244V245H96ZM167 244V246H166ZM244 244V245H243ZM40 245V246H39ZM60 247H59V246ZM63 247H62V246ZM71 247H70V246ZM83 245H85V250L82 251V253L80 252V250H83ZM90 245V246H89ZM95 245H96V250L94 251L95 254H93V250L91 247L95 248ZM229 245V246H228ZM254 245V247H253ZM263 245V246H262ZM42 246L44 248H42ZM65 246V247H64ZM67 246V247H66ZM74 246V247H72ZM86 246L88 248H86ZM171 246V247H170ZM182 246V247H181ZM207 246H210V247H207ZM212 246V247H211ZM232 246V247H231ZM237 246V247H236ZM49 247H50V250H49ZM207 247V248H206ZM54 248H56V250H54ZM60 248V251L62 250V248H65L64 251H62V253L60 251H58ZM67 248H68V252H67ZM70 248H72V251H70ZM89 248H91L90 251ZM114 248H115V251H114ZM117 248H118V252L117 251ZM166 248H168V250H166ZM183 248V250H182ZM232 248V250H231ZM244 248H248V250H244ZM258 248V250H257ZM44 250V251H43ZM74 250H77V252L75 253ZM104 250V252H103ZM107 250V251H106ZM179 250H182V251H179ZM98 251H99V254H98ZM178 251V252H177ZM209 251V252H208ZM240 251V253H239ZM242 251V252H241ZM247 251V252H246ZM259 251V252H258ZM26 252V253H25ZM55 252L56 255H55ZM59 252V253H58ZM66 252V253H65ZM74 254H72V253ZM97 252V254H96ZM182 252H183V255H182ZM212 252V253H210ZM16 253V254H15ZM44 253V255H43ZM64 253V254H63ZM71 253V254H70ZM83 253H86L85 256ZM114 253V254H113ZM245 253V254H244ZM248 253V255H247ZM258 253V254H257ZM49 254V255H48ZM58 254V256H57ZM69 254V255H68ZM82 254V256H81ZM102 254V255H101ZM104 254V255H103ZM113 254V256H112ZM116 254V255H115ZM140 254V255H139ZM181 254V255H180ZM244 254V255H243ZM18 255H19V258H18ZM61 255V257H60ZM63 255V256H62ZM71 255V256H70ZM75 255V256H74ZM99 255V256H98ZM108 255H110L108 257ZM118 255V256H117ZM241 255V256H240ZM255 255V257H253ZM22 258H21V257ZM70 256V257H69ZM74 256V258H72ZM98 256V257H96ZM121 256V257H120ZM169 257L168 259L166 258ZM180 256L182 259H180ZM185 256L187 257V259L185 258ZM243 256L246 258L243 259ZM250 256V258H249ZM67 257V258H66ZM93 257V256H92ZM118 257V258H117ZM121 259H120V258ZM174 257V258H173ZM177 257V258H176ZM24 258V260H23ZM65 258V259H64ZM123 258V259H122ZM173 258V259H172ZM242 258V259H241ZM60 259V260H59ZM89 259V260H88ZM125 259V260H124ZM172 259V260H171ZM178 260V261H175V260ZM180 259V260H179ZM184 259V260H183ZM212 261H210V260ZM229 259V261H228ZM258 259V260H257ZM261 259V260H260ZM22 260V261H21ZM28 262H27V261ZM58 260V261H57ZM83 259H81L80 263L78 264H81L83 261ZM98 261L100 260L99 258L97 259ZM124 260V261H123ZM186 260V261H185ZM209 260V261H208ZM248 260V261H247ZM257 260V261H256ZM24 261H26L27 263H25ZM47 261H50V262H47ZM76 261V262H75ZM85 263L84 264H88L86 263V260H84ZM96 261V263L98 262ZM121 263H120V262ZM41 262V263H40ZM101 261H99L100 263ZM124 262V263H122ZM166 262V263H165ZM170 262V263H169ZM175 262V263H173ZM185 262V263H184ZM192 262V263H190ZM236 262V263H235ZM259 262V263H258ZM73 263V262H72ZM71 263V264H72ZM250 263V262H249ZM248 263V264H249ZM250 263V264H252ZM59 264V263H58ZM102 264V263H101Z\"/></svg>",
    "mask_w": 264,
    "mask_h": 264
},
{
    "label": "bare ground",
    "instance_id": "bare-ground-1",
    "mask_svg": "<svg viewBox=\"0 0 264 264\" xmlns=\"http://www.w3.org/2000/svg\"><path fill=\"white\" fill-rule=\"evenodd\" d=\"M6 0H4V2H5ZM17 2L15 3L14 2V4H17L18 5V7L20 8L21 7V5L19 6V4H21L22 2V0L21 1H18V0H16ZM28 0H24V2L25 3H28L27 4V6H29V7H25V10H27L26 8H29V10H31L32 8L30 7V5L31 6H33V4H35V6H36V8H38V9H40L39 10V13H38V10H37V13L35 12V10H32L31 12L32 13H35V14H33V15H38L37 16V18L35 17V19H38V18H40L39 20H44L47 16H48V14H47V16H44V15H46V13H49V12H47V10L45 11V10H42V9H44L46 6L48 7V5L49 6H51V5H80V7L78 8V10H79V13H80V11H81V5H84V7L86 8L87 6H89V5H93L92 7L95 9V7L94 6H99V5H103V4H100V2H102V3H104V5H111L110 6V9L112 10H116V9H118V8H121V6L120 5H122L121 4V1H123V0H40V4H42V2H43V4L42 5H40L39 4V0H36V3H37V5L39 4L40 6H37L36 5V3H35V0H34V3L31 1V0H29L30 2H32L30 5H29V3L30 2H27ZM130 1H132V3H134L136 6L133 8V9H130L129 7H125L124 9H122L123 11L121 12V14H119L118 13V16H113V18H110V22H113V23H110L109 24V17L107 16V22L105 23V26L107 27L108 26V28L107 29H105V28H100V30L102 29H104V32H105V30H107L108 31V29H109V32L111 33H119V35H118V33L116 34V35H118V36H116L115 34V36H113L112 34H110V35H112V36H103V37H101V34L99 35L101 38H99L98 36H97V34H99V33H96V35H95V37L96 38H92V36H91V38H89L88 36H87V34L85 35V37H83V39H73V41L71 42L72 43V45H71V48L72 49H74V54L72 53V56L70 55L71 53H67V52H65V54H63V50L65 49V47H66V45H64L63 44V40H61V39H55L54 41H52V43H53V47H54V43H55V51L56 50H62V52H60V53H58L57 51V55H56V57H55V61H56V66H55V69L57 68V69H59V70H65V69H67V68H69L70 70L68 71V72H70L71 70L72 71H74L75 73H77V76L75 77V82L77 83V82H80V84L81 83H83L82 85L85 87V92L87 93V98L88 99H90V100H94V101H96V100H98L99 102H102V103H121V104H139V106L141 105V104H146V106H147V104H163V105H167V107H159L157 110H159V112H163V111H169L170 112V110H171V112H172V114L174 115V112H173V110H175L176 111V113L175 114H179V113H186V115L189 113V114H191V115H188L190 118L189 119H192L191 121H194V119L193 118H195V122H196V116L199 114L200 116L201 115H204L205 116V119H208V122L209 123H206V122H201V119H198L197 120V122L195 123V124H193V126H195V125H197V128L199 129V131L195 128H193V126L192 127H190V130H192V129H194V131L195 132H197L198 131V133L200 132L201 133V136L203 137V139L205 140L204 142H208V145L209 144H211V149H210V152H211V150L213 151V154H212V156L211 157H213V159H214V165H216L217 167L219 166V165H225L226 167H228V174H229V171H230V179H232V181H230L232 184L231 185H237L240 181H241V179H240V181H238L239 180V178H241V174H242V172H245V169H247V172H248V169L249 168H251V164L252 163H254L255 162V159H254V156H255V149H254V147H253V149H251V143H250V141L247 139L248 137H250L251 135H245V132H246V130L248 129V126H247V124L249 123V118H254V116H255V114H256V111L255 110H257L256 109V107L260 104V100H261V95L263 94L264 95V71L263 70H261V71H257V68H258V66L256 67V70L255 71H252L251 72V70H248V69H245V68H247V66L245 67V65H247L248 64V62H247V60L245 61L244 60V63L242 64L241 62L239 63V62H234L233 61V58L235 57L234 56V49H235V47L232 49H230V45L229 46H227L228 45V42H230V38L229 37H227V38H229L228 40H227V38L225 37V36H223V38H221L220 40H221V42H220V40H218L217 38H216V40H215V42H211V40H210V42H209V40H207L206 39V37H203V36H205V35H199V37H202V39H203V41L205 42V44L204 45H202L201 43H199V42H201V40L198 42L197 41V36L198 35H196V36H193V31L194 30H197L196 29V24L195 23H197L198 25L200 24V23H204V26H202V24H200V27H201V29L203 28V27H207L206 29H207V31L209 30L208 28V26L209 25H212V24H210V23H212V21L213 20H215L214 18H215V15H216V10H217V8H218V6L216 7H214L213 5H219V2H218V0H210V2H206V0H130ZM248 1V0H247ZM251 0H249L248 2H250ZM256 1V0H255ZM1 2H3V1H0V3ZM7 2V1H6ZM12 2V1H11ZM18 2H21V3H19L18 4ZM192 2H194L196 5L197 4H199L200 5V7H197V9L199 8L200 10H197V9H195L196 11H204L203 9H201L202 7H201V5H208L209 7H210V5H212L214 8H216V10H214V8L213 7H211V10H214V11H211L210 9H208L207 7H206V9H207V11H204L203 12V14L201 13V14H199V13H194L193 15H191V17L192 16H194L195 15V21L193 20L192 22H190V23H192V24H189L188 23V21L185 19V17L188 15V14H191L190 13V11H189V8L190 9H192V7H187V4H189V3H192ZM206 2V3H205ZM252 2V1H251ZM250 2V3H251ZM45 3V4H44ZM4 4V3H3ZM7 4V3H6ZM5 4V5H6ZM10 4V3H9ZM12 4V3H11ZM131 4V3H130ZM246 4V3H245ZM17 5H13V6H15V7H17ZM44 5H45V7H44ZM85 5H87V6H85ZM131 5H133V4H131ZM195 5V6H196ZM198 5V6H199ZM247 5V4H246ZM189 6H190V4H189ZM194 6V7H195ZM240 6V5H239ZM17 7V8H18ZM41 7H44V8H42L41 9ZM46 7V8H47ZM54 6H52V11L54 12V8H53ZM57 7V6H56ZM58 7H60V6H58ZM62 7V6H61ZM91 7V6H90ZM112 7V8H111ZM133 7V6H132ZM194 7H193V9H194ZM238 7V6H237ZM5 8H7V6L5 7ZM5 8H0V10L1 9H5ZM45 8V9H46ZM84 8V9H85ZM87 8H89V7H87ZM261 8V7H260ZM14 9H16V8H13L11 11L9 10V8H8V13L7 14H9L10 12V15L13 13L12 11H15ZM34 9V8H33ZM49 9V8H48ZM70 9V8H69ZM19 10H21V8L19 9ZM25 10H22V11H24V13H26V11ZM56 10V9H55ZM62 10V9H61ZM64 10H65V8H64ZM92 10V9H91ZM90 10V11H91ZM105 10V9H104ZM18 10L16 9V12H17ZM22 11H18L17 12V15H18V13H19V15L21 16V18L20 17H18V19H22V20H24L25 22H27V21H29L28 19H25L24 17L25 16H27V18L29 17V15L28 14H25L23 17H22V14H24V13H22ZM43 13H41V12ZM88 11H89V9H88ZM96 11V12H95ZM95 11H91V13L92 12H95L96 13V15L98 16V18L100 17L99 15H98V13L100 12L101 13V11H99L97 8H96V10ZM99 11V12H98ZM131 11V12H130ZM193 11V10H192ZM195 11V12H196ZM252 11V10H251ZM56 12V11H55ZM54 12V13H55ZM63 12V11H62ZM85 12V11H84ZM106 12V15L108 14V12H107V10L105 11ZM104 12V13H105ZM120 12V11H119ZM242 12H243V10H242ZM247 12H249L248 10H247ZM4 13V12H3ZM6 13V12H5ZM27 13H28V10H27ZM54 13L52 14V15H50V16H53L54 15ZM57 13V12H56ZM55 13V14H56ZM59 13V15L61 14L60 12H58ZM66 13V12H65ZM71 13V12H70ZM73 13V12H72ZM77 13V12H76ZM78 13V14H79ZM39 14H41V16H39ZM50 14V13H49ZM64 14V13H63ZM74 14V13H73ZM81 14H82V16H83V13H82V11H81ZM88 14V13H87ZM94 14V13H93ZM102 14V13H101ZM132 14H133V16H132ZM244 14H245V12H244ZM77 15V14H76ZM85 15V14H84ZM120 15V16H119ZM221 15V14H220ZM247 15V14H246ZM3 16V15H2ZM54 16H56V15H54ZM53 16V17H54ZM64 16V15H63ZM81 16V17H82ZM86 16V15H85ZM88 16V15H87ZM93 16V15H92ZM97 16H95V20L97 21ZM110 16V15H109ZM242 16H245V15H242ZM258 16V15H257ZM5 18H6V20L8 21V20H15V21H11L12 23H18V19L17 18H15L14 19V16H13V14L11 15V17L10 16H8L9 18L7 19V17H6V15L4 16ZM31 17V16H30ZM66 16H64V18H65ZM72 17V16H71ZM102 17H105V16H102ZM102 17H100V18H102ZM236 17V16H235ZM249 17V16H248ZM24 18V19H23ZM48 18V17H47ZM50 18V17H49ZM48 18V19H49ZM77 19H76V21L78 20V21H80V17H76ZM79 18V19H78ZM84 18V17H83ZM90 18L92 19V17L90 16ZM120 18V19H119ZM121 18H123L124 20H121ZM200 18H201V21H197L196 22V20L198 19V20H200ZM246 18V17H245ZM31 19V18H30ZM53 20H54V18H52ZM56 19V18H55ZM90 19V20H91ZM103 19H105V18H103ZM191 19V18H190ZM220 19V18H219ZM226 19V18H225ZM249 19V18H248ZM1 20H3L4 22V24L5 25H7L6 23H5V20L2 18ZM17 20V21H16ZM22 20L21 21H19V23L20 24H22ZM32 20V21H31ZM30 21L31 22H33L34 20L33 19H31ZM50 20V19H49ZM53 20H51V22L50 23H55ZM59 20V19H58ZM73 20H75V16H74V19ZM86 20V19H85ZM85 20H84V22H85ZM90 20H89V22L88 23H90ZM99 20V19H98ZM102 20V19H101ZM212 20V21H211ZM221 20H224V17H223V19H221ZM228 20V19H227ZM244 20V19H243ZM45 22L46 21H48V20H44ZM75 21V22H76ZM104 21V20H103ZM185 21H186V23H185ZM245 21H247V20H245ZM24 22V23H25ZM37 21L35 20V23H36ZM45 22H37V24L35 25L34 24V29L33 28H31V30H34L35 32H37L39 29L40 30H42L43 32H45L46 30V28H45V26L42 28V27H40L41 25H42V23H45ZM82 23H83V19H82V21H81ZM92 22H93V19H92ZM2 23V25L3 26H5L4 24ZM11 23V24H12ZM34 23V22H33ZM38 23H40V24H38ZM47 23V22H46ZM45 23V24H46ZM61 23V22H60ZM86 23V22H85ZM85 23H84V25H85ZM87 23V24H88ZM99 23V22H98ZM103 23V24H104ZM108 23V24H107ZM187 23H188V25H187ZM193 23L195 24V26H193ZM242 23V22H241ZM20 24H15V26H17V25H20ZM25 24H28V23H25ZM77 24H78V22H77ZM80 24V23H79ZM93 24V23H92ZM95 24V23H94ZM101 24V23H100ZM112 24V25H111ZM207 24V25H206ZM209 24V25H208ZM224 24V23H223ZM243 24H244V21H243ZM23 25V24H22ZM39 25V26H38ZM51 26H49L50 27V31H51V33L53 32L52 31V29H51V27H53L55 24H50ZM53 25V26H52ZM67 25V24H66ZM98 25V24H97ZM96 25V26H97ZM102 25V24H101ZM183 25H185L186 27H184ZM191 25H192V27H191ZM226 25V24H225ZM223 26V27H227V26ZM235 25H237L236 23H235ZM8 27H9V24L7 25ZM15 26H13V29H12V27H11V29L12 30H14L15 28ZM27 26H30V25H27ZM27 26H25V27H27ZM58 26H60V25H58ZM62 26H65V25H62ZM73 26V24H71V27ZM75 26H77V25H75ZM75 26H74V28H75ZM80 26H81V24H80ZM83 26V25H82ZM86 26V25H85ZM89 26V25H88ZM92 26V25H91ZM91 26H89L91 29H92V27ZM94 26V25H93ZM99 26V25H98ZM110 26V27H109ZM112 26V27H111ZM124 26H125V28H124ZM20 27V26H19ZM25 27H22L23 29H24V31L26 30L27 31V29H25ZM38 27H39V29H38ZM69 27V24H68V26H65V29L66 28H68ZM70 27V28H71ZM95 27V26H94ZM101 27V26H100ZM103 27V26H102ZM194 27H195V29H194ZM18 28V27H17ZM30 28V27H29ZM69 28V29H70ZM97 28V29H96ZM99 27H95L94 29H92V30H97V32H100L99 31V29H98ZM113 28H116L115 29V31H114V29ZM121 28H123V30H121ZM198 28H199V26H198ZM238 28V27H237ZM9 29V28H8ZM36 29H38L37 31H36ZM54 29V28H53ZM63 29H64V27H63ZM64 29V30H65ZM78 29H80L79 27L77 28V30ZM83 29L86 31V29H85V27H83ZM87 29H88V27H87ZM110 29H112V30H110ZM224 29V28H223ZM222 29V30H223ZM19 29H15V31H18ZM45 30V31H44ZM59 30V29H58ZM72 30V29H71ZM101 30V31H102ZM203 30V29H202ZM0 31H2L1 29H0ZM25 31V32H26ZM41 31V32H42ZM65 31H67V30H65ZM87 31H89V30H87ZM198 31V30H197ZM197 31H195L196 33H197ZM201 31V30H200ZM204 31V30H203ZM202 31V32H203ZM210 31H212V30H210ZM209 31V32H210ZM8 32H10L9 30H8ZM28 32V31H27ZM58 32V31H57ZM67 32H69V31H67ZM103 32V31H102ZM24 33V32H23ZM23 33H22V35H23ZM38 33H40V31H38ZM46 33H47V31H46ZM46 33H44V34H46ZM82 33V35L84 34L83 32H81ZM91 33H93L92 31L90 32V34ZM108 33V32H107ZM140 33V34H139ZM204 33V32H203ZM243 33V32H242ZM264 33V32H263ZM1 35L0 36H3V33H0ZM11 34H12V32H11ZM18 34V33H17ZM37 34V33H36ZM94 34V33H93ZM104 34V33H103ZM109 34V33H108ZM120 34H122V35H120ZM124 34H126V35H124ZM209 34V33H208ZM211 34H214V33H211ZM235 34V33H234ZM233 34V35H234ZM248 34V33H247ZM13 35V34H12ZM40 35V34H39ZM38 35V36H39ZM77 35H79V33H77ZM81 35V36H82ZM89 35V34H88ZM92 35V34H91ZM105 35V34H104ZM107 35V34H106ZM139 35H140V39H139ZM232 35V34H231ZM238 35V34H237ZM20 36V35H19ZM35 36V35H34ZM33 36V37H34ZM94 36V35H93ZM214 36V35H213ZM21 37V36H20ZM30 40H31V38H32V40H34L33 39V37L31 36V37H29V36H27ZM27 37H25V38H27ZM36 37H37V35H36ZM47 37V36H46ZM49 37H50V33H49ZM88 37V39H86ZM196 37V38H195ZM216 37V36H215ZM215 37H212L213 39L215 38ZM4 38V37H3ZM22 38V37H21ZM27 38V39H28ZM38 38V37H37ZM40 38L41 39H44L42 36H40ZM40 38H38V40H39V42H40ZM48 38V37H47ZM97 38H99V39H97ZM1 39V38H0ZM6 39V38H5ZM29 39H28V41H27V45L26 46H30L31 45V43H30V41H29ZM49 39V38H48ZM196 39V41L198 42V43H196L194 40ZM242 39V38H241ZM264 39V38H263ZM18 40V39H17ZM20 40V42H19V45H20V43H21V39H19ZM31 40V41H32ZM37 40V39H36ZM45 40V42H47L46 41V39H44ZM50 40H52V39H50ZM68 40V39H67ZM140 40V41H139ZM220 42V45H218V41ZM2 41H5V40H2ZM1 41V42H2ZM69 42H70V40H68ZM188 41V42H187ZM237 41V40H236ZM253 41V40H252ZM259 41V40H258ZM263 40H261V42H262ZM8 42V41H7ZM33 42V41H32ZM37 41H34L33 43L35 44ZM51 42V41H50ZM69 42H68V44H69ZM241 42V41H240ZM246 42H248V41H246ZM260 42V41H259ZM5 44H6V42H4ZM32 43V44H33ZM139 43H140V45H139ZM231 43V42H230ZM33 44V45H34ZM43 44V43H42ZM45 44V43H44ZM46 44H48L49 45V41L46 43ZM67 44V45H68ZM232 44V43H231ZM249 44V43H248ZM259 44V43H258ZM22 45L23 44H21L20 45V47L22 48ZM25 45V44H24ZM38 45H39V43H38ZM47 45V46H48ZM51 45H49L48 47H51V49H52V46ZM70 45V44H69ZM69 45H68V47H69ZM236 45H238L237 43H236ZM0 46H1V44H0ZM35 46H36V44H35ZM140 46V47H139ZM249 46V45H248ZM11 47H13V46H11ZM32 46H30V47H26L27 48V50L29 49V50H32L33 48H31ZM239 47V46H238ZM1 48V47H0ZM37 49L39 48V46H37L36 47ZM53 48V49H54ZM67 48V47H66ZM14 48H12V50H13ZM16 49V48H15ZM44 49V48H43ZM42 49V51L40 50V48H39V50H40V53L42 52V53H44L43 51H45V50H43ZM50 49V48H49ZM1 50V49H0ZM34 51H35V49H33ZM32 50V51H33ZM39 50H37V51H39ZM66 50V49H65ZM68 50H69V48H68ZM139 50H140V54H139ZM237 50V49H236ZM264 50V49H263ZM18 51V50H17ZM31 51V52H32ZM34 51L32 52V53H34ZM261 51V50H260ZM19 52V51H18ZM25 52V51H24ZM28 52V51H27ZM52 52H54V50H52ZM71 52V51H70ZM264 52V51H263ZM22 53V52H21ZM32 53H30V55L32 54ZM38 52H36L35 53V55L37 54ZM46 53V52H45ZM50 52H48L47 54H49ZM68 55H67V54ZM55 54V53H54ZM29 55V54H28ZM38 55V54H37ZM46 54H44V55H39V56H44V57H46L45 56ZM236 55H238L237 53H236ZM245 55V54H244ZM10 56V55H9ZM49 56V55H48ZM50 56H51V54H50ZM242 56V55H241ZM14 56H12V58H13ZM21 57H23V56H21ZM38 57V56H37ZM43 57V58H44ZM193 57H196L197 59H199V60H192V58ZM260 57V56H259ZM15 58V57H14ZM19 58V57H18ZM32 58V56H30V59ZM41 58V57H40ZM219 58H221L220 60H218ZM251 58V57H250ZM35 59V58H34ZM38 59H39V57H38ZM42 59V58H41ZM41 59H39L40 60V62H41ZM44 59H46V58H44ZM48 59L50 60V58L48 57ZM48 59H46V60H48ZM249 59V58H248ZM1 60V59H0ZM20 61H21V59H19ZM22 60H24V57H23V59ZM32 60V59H31ZM37 59H35V61H36ZM39 60H38V62H39ZM52 60V61H51ZM50 60V64H53V66L55 65L54 63H52L54 60H53V58ZM139 60H141V61H139ZM235 60V59H234ZM251 60V59H250ZM15 61H16V58H15ZM18 61V60H17ZM16 61V62H17ZM231 61H233V62H231ZM254 61V60H253ZM253 61H252V63H253ZM264 61V60H263ZM6 62V61H5ZM229 62H231V63H233V66H236V67H240V69L238 68H235V69H237V70H233V69H231V68H224L225 66H227V65H229ZM247 64H246V63ZM255 62H257V61H254V63ZM8 63V65L10 64L9 62H7ZM6 63V64H7ZM28 63V65H30L29 64V62H27ZM32 63V62H31ZM46 63V64H45ZM44 64L45 65H47L49 62H45ZM140 63V64H139ZM230 63V64H231ZM258 63V62H257ZM261 63V62H260ZM18 65H19V62L17 63ZM50 64H48V65H50ZM249 64H250V66H252V64H251V62H249ZM12 65V64H11ZM34 65V64H33ZM39 65V64H38ZM223 65H225L224 67H222ZM254 65V64H253ZM255 65H256V63H255ZM254 65V66H255ZM13 66V65H12ZM52 66V65H51ZM242 66H244L245 68H243ZM260 66V65H259ZM34 67V66H33ZM41 67V66H40ZM48 67V66H47ZM253 67V66H252ZM2 68V67H1ZM16 68V67H15ZM20 68H23V66H22V64H21V66H20ZM19 67H18V69L17 70H19L20 69ZM26 68V67H25ZM50 68V67H49ZM48 68V69H49ZM212 68H215V70L216 71H219V74H217V73H213L212 72ZM248 68H250V67H248ZM37 69V68H36ZM43 69V68H42ZM251 69V68H250ZM259 69V68H258ZM68 70V69H67ZM214 70V71H215ZM1 71V70H0ZM7 71V70H6ZM20 71V70H19ZM44 71V70H43ZM56 71H58V70H56ZM236 71H238V72H240L241 73V75H239V76H234V73L236 72ZM263 71V72H262ZM26 72L27 71H25V74H23V76H26L27 75V77H26V79L27 78H30V77H28L29 75L28 74H26ZM33 72V71H32ZM50 72V71H49ZM53 72V71H52ZM54 72H55V70H54ZM66 72V71H65ZM64 72V73H65ZM67 72V73H68ZM237 72V73H238ZM20 73V72H19ZM17 74L16 73V75H18L19 77H22V75L21 74ZM28 73V72H27ZM37 73V72H36ZM41 73V75H42V71L40 72ZM39 72L37 73V74H40ZM46 73V72H45ZM58 73V72H57ZM61 73V72H60ZM71 73V72H70ZM236 73V74H237ZM4 74V73H3ZM5 74L6 75H8V72L6 73L5 72ZM33 74V73H32ZM59 74V73H58ZM62 74H63V72H62ZM13 75V74H9V77L10 78H8L7 76H5L6 77V80H7V78L9 79V80H7V81H10L11 80V78L13 77H11V76ZM61 75V74H60ZM71 75V74H70ZM238 75V74H237ZM2 76V75H1ZM33 76V75H32ZM35 76H37V75H35ZM43 76V75H42ZM59 76V75H58ZM67 76V75H66ZM74 76V75H73ZM34 77V76H33ZM53 77V76H52ZM63 77V76H62ZM64 77H65V75H64ZM63 77V78H64ZM17 78V77H16ZM23 78H25V77H23ZM37 78V77H36ZM40 78H43V77H41L40 76ZM59 78H61L60 76H59ZM63 78L61 79L62 81L61 82H64L63 81ZM71 78V77H70ZM74 78V77H73ZM13 79H15L14 77H13ZM20 79V78H19ZM25 79V80H26ZM22 80V79H21ZM65 80H67L66 79V77H65ZM236 81V83L235 84H228L227 83V81ZM6 81V82H7ZM31 80H27V82H30ZM34 81V80H33ZM33 81H31V83L33 82ZM38 81V80H37ZM72 81V80H71ZM1 82V81H0ZM11 82V81H10ZM22 82H23V80H22ZM27 82H25V84H27ZM59 82V81H58ZM73 82V81H72ZM75 82H73L74 84H76ZM194 82H195V84H194ZM9 83V82H8ZM8 83H6V84H8ZM21 83V82H20ZM38 83H39V81H38ZM56 83V82H55ZM67 83V82H66ZM65 83V84H66ZM251 83H254V84H256V86H259V91L258 92H252V90H251ZM25 84H23V85H20L21 86V88H22V86H24ZM29 84V83H28ZM27 84V85H28ZM34 84H35V82H34ZM34 84H31L32 85V87H33V85ZM58 84V83H57ZM24 86V87H29L30 88V86ZM40 85V84H39ZM54 85V84H53ZM53 85H52V87H53ZM68 85V84H67ZM1 86V85H0ZM2 86H4V85H2ZM55 86V85H54ZM59 86V85H58ZM58 86H57V90L60 88H62V87H60L59 86V88H58ZM81 86V85H80ZM12 87V86H11ZM13 87H14V85H13ZM15 87H17V85L15 86ZM31 87V88H32ZM35 85H34V88H30V90L29 89H27V90H29V92L30 91H34L33 89H35ZM70 87V86H69ZM75 87V89H76V85L74 86ZM79 87V86H78ZM84 87H82V88H84ZM3 88V87H2ZM38 88V87H37ZM64 88V87H63ZM80 88V87H79ZM11 88H9V90H10ZM17 89V88H16ZM67 89V88H66ZM22 90H24V88H22ZM39 90V89H38ZM52 90V92L54 91V89H51ZM77 90V89H76ZM82 90V89H81ZM64 91H65V88H64ZM74 91L75 90H73V92H72V94L74 93ZM24 92V91H23ZM26 92H28V91H26ZM40 92H41V89H40ZM45 92V91H44ZM20 93H22V92H20ZM31 93V92H30ZM29 93V94H30ZM46 93H48V92H46ZM54 93V92H53ZM69 93V92H68ZM78 93V92H77ZM80 93V92H79ZM81 93H83L82 91H81ZM262 93V94H261ZM3 94H5V93H3ZM28 94V97L30 98H32V96H33V98L32 99H29L28 98V100H31L32 101V104L31 105H33L34 103H33V99L36 97V93L35 94H33V92L29 95ZM49 94H50V92H49ZM48 94V95H49ZM55 94V93H54ZM60 94V93H59ZM71 94V93H70ZM72 94L70 95L71 96V98H72ZM25 95V94H24ZM61 95V94H60ZM64 95V94H63ZM6 96V95H5ZM53 98L54 97H56L55 95L53 96V95H51ZM65 96V95H64ZM67 96H69V95H67ZM74 96V95H73ZM260 96V97H259ZM42 97H44L43 95L42 96H40V99L42 98ZM60 97V98H59ZM58 98L59 99H62V97L61 96H59ZM66 97V96H65ZM64 97V98H65ZM78 97H80V94H79V96ZM25 98V97H24ZM57 98V97H56ZM58 98H57V100H58ZM67 98V97H66ZM76 98V97H75ZM74 98V99H75ZM21 99V98H20ZM18 100V99H15L14 98V100H12L13 102H11L10 103V101H9V105L8 106H10L12 103H14V104H16L15 103V100H18V101H20V103L22 102V101H24V100ZM22 99H23V96H22ZM36 99L37 98H35L34 99V101L36 102ZM43 99V98H42ZM45 99H47V98H45ZM68 99H69V97H68ZM49 101H51L50 99H48ZM54 101H55V99H53ZM66 101H67V99H65ZM65 100H63V101H65ZM72 100V99H71ZM18 101H16V102H18ZM42 101V100H41ZM62 101V102H63ZM65 101V102H66ZM75 101H76V99H75ZM75 101H73L74 103H75ZM27 102V104H25V106L26 105H30V104H28V101H26ZM37 102H39L38 101V99H37ZM45 102V101H44ZM48 101H46V103H47ZM52 102V101H51ZM72 102V103H73ZM78 102V101H77ZM198 103L199 104V107H197V108H195L194 109V107H193V109L192 108H189V107H187L185 104H189V103ZM262 102H264L263 100H262ZM261 102V103H262ZM2 103V102H1ZM6 103V102H5ZM22 103H24V102H22ZM30 103V102H29ZM41 103V102H40ZM56 103V102H55ZM59 102L57 101V104H58ZM72 103H68V105H70V104H72ZM92 103V102H91ZM90 103V104H91ZM94 103V102H93ZM98 103V102H97ZM36 104V103H35ZM43 104V103H42ZM51 104V106H53L52 104L53 103H50ZM56 104V105H57ZM76 104V103H75ZM86 104V103H85ZM258 104V105H257ZM19 105V104H18ZM55 105V104H54ZM62 105H64V104H62ZM98 105H100V104H98ZM148 105V106H149ZM177 105H180V107H177ZM185 105V106H184ZM257 105V106H256ZM13 106V105H12ZM15 106V105H14ZM38 106V105H37ZM59 106H60V104H59ZM101 106V105H100ZM105 106V105H104ZM120 106V105H119ZM129 106V105H128ZM152 106V105H151ZM173 106H176V109L175 108H173ZM193 106V105H192ZM19 107H22L21 105L19 106ZM39 107V109L42 107V106H38ZM38 107L37 108H33L34 110L35 109H37L35 112H39V110H38ZM46 107V106H45ZM44 107V108H45ZM74 107H75V105H74ZM91 107V106H90ZM103 107V106H102ZM17 108H18V106H17ZM29 108V107H28ZM43 108V109H44ZM52 108V107H51ZM57 108H58V106H57ZM73 108V107H72ZM79 108V107H78ZM77 108V109H78ZM82 108V107H81ZM84 108V107H83ZM88 108V107H87ZM109 108H111V107H109ZM121 108H124V107H121ZM120 108V109H121ZM130 108V107H129ZM140 108V111H143V110H145L143 107L141 108V106L139 107ZM31 109V108H30ZM60 109V108H59ZM134 109H137V108H135L134 107ZM260 109V108H259ZM22 110V109H21ZM29 110V109H28ZM33 110V111H34ZM52 110V109H51ZM58 110V109H57ZM80 110V109H79ZM79 110H78V112H79ZM95 110V109H94ZM117 110H119V109H117ZM152 110H154V108L152 109ZM161 110V111H160ZM1 111V110H0ZM9 111V110H8ZM31 111V110H30ZM25 112V113H28L29 114V116L31 115L30 113L31 112ZM40 111L42 112V108L40 109ZM46 111V110H45ZM48 111V110H47ZM69 111H70V108H69ZM74 111V110H73ZM81 111V110H80ZM111 111V110H110ZM167 111V112H168ZM258 111V110H257ZM49 112V111H48ZM51 112V111H50ZM57 112V111H56ZM66 112H68V110L66 111ZM77 112V113H78ZM82 112V111H81ZM108 112H109V110H108ZM123 112V111H122ZM19 113V112H18ZM32 113H34V112H32ZM45 114V116H47L46 115V112H44ZM52 113H54V112H52ZM61 113V112H60ZM63 113H64V111H63ZM69 113V112H68ZM74 113H76V111H74ZM95 113V112H94ZM100 113V112H99ZM98 113V114H99ZM101 113H102V111H101ZM134 113V112H133ZM24 114V113H23ZM128 114V113H127ZM135 114V113H134ZM150 114V113H149ZM160 114H162L161 116H163V113H160ZM172 114H170V115H172ZM177 114V115H178ZM2 115V114H1ZM6 115H7V112H6ZM11 115H13V113H11ZM26 115V114H25ZM38 115V114H37ZM36 114H35V119H36V117H38ZM77 115V114H76ZM82 115V114H81ZM84 115V114H83ZM95 115V114H94ZM102 115V114H101ZM100 115V116H101ZM126 115V114H125ZM186 115L185 116H183L182 115V117H183V119L186 117ZM198 115V116H199ZM258 115V114H257ZM5 116V115H4ZM7 116H9V115H7ZM55 116V115H54ZM61 116H63V115H61ZM78 116H79V114H78ZM121 115H119L118 117H120ZM165 116H166V113H165ZM175 116V115H174ZM179 116H181V115H179ZM200 116H199V118H200ZM12 117V116H11ZM41 117V116H40ZM65 117V116H64ZM63 117V118H64ZM127 117H129V115L127 116ZM167 117V116H166ZM6 118V117H5ZM8 118V117H7ZM10 118V117H9ZM30 118V117H29ZM43 118V117H42ZM42 118H39L38 120H43ZM55 118V117H54ZM77 118V117H76ZM104 118V117H103ZM140 118V117H139ZM171 118H174V117H171ZM204 118V117H203ZM259 118V117H258ZM2 119V118H1ZM11 120H12V118H10ZM10 119H8V121H10ZM22 119H23V117H22ZM57 119V118H56ZM61 119H62V117H61ZM70 119H72V118H70ZM85 119V118H84ZM182 119V120H183ZM3 120V119H2ZM14 120V119H13ZM37 120V121H38ZM40 120V121H41ZM63 120V119H62ZM122 120V119H121ZM141 120V119H140ZM151 120V119H150ZM158 120V119H157ZM177 120V119H176ZM203 120V119H202ZM6 122L5 123H7V126H8V124L10 125V129H13V128H11V124H13L14 126L16 125V122H10V123H8V121L7 120H5ZM21 121V120H20ZM43 121H46L45 119L43 120ZM55 121V120H54ZM60 121V120H59ZM79 120H77V122H78ZM169 121H171L170 119H169ZM180 121H181V117H180ZM184 121V120H183ZM26 122H27V120H26ZM57 122V121H56ZM63 122H65V121H62V123ZM67 122V121H66ZM76 122V121H75ZM107 122H111V120H108ZM122 122V121H121ZM140 122H142V121H140ZM144 122V121H143ZM159 122V121H158ZM164 123H165V121H163ZM176 122V121H175ZM15 123V124H14ZM25 123V122H24ZM32 123H34V121H32ZM37 123V122H36ZM50 123V121L48 122V124H47V122H44L43 123V125H45V124H47V127L48 126H50L51 125V128L54 126L53 124H49ZM113 123V122H112ZM111 123V124H112ZM178 122H176V124H177ZM192 123H194V122H192ZM192 123H190L191 125H192ZM264 123V122H263ZM2 124V123H1ZM20 124H22V123H20ZM38 124V123H37ZM67 124H69V123H67ZM80 124V123H79ZM166 124H167V121H166ZM170 124H173V123H171L170 122ZM183 124V123H182ZM255 124V123H254ZM3 125V124H2ZM13 125H12V127H13ZM32 126H34V124H31ZM53 125V126H52ZM107 125V124H106ZM121 125V124H120ZM178 125H179V127L181 126L179 123H178ZM5 126H6V124H5ZM21 126V125H20ZM23 127H24V125H22ZM29 126V125H28ZM110 126V125H109ZM117 126V125H116ZM173 127H174V125H172ZM177 126V125H176ZM186 126V125H185ZM189 126V125H188ZM263 126V125H262ZM8 127H6V129L8 128ZM18 127V126H17ZM46 127V126H45ZM73 127V126H72ZM168 127V126H167ZM5 128V127H4ZM16 128V127H15ZM15 128H14V132H15V134H16V132H18V131H16V130H18V128H16V130H15ZM63 128V127H62ZM89 128V127H88ZM181 128V127H180ZM183 128V127H182ZM182 128H181V131H182ZM255 128V127H254ZM30 129H31V127H30ZM29 128L27 129V130H29V131H31L32 132V130H30ZM39 129H41L40 127H39ZM45 129V128H44ZM70 129H71V127H70ZM69 129V130H70ZM84 129V128H83ZM92 129V128H91ZM90 129V130H91ZM108 129V128H107ZM154 129H155V126H154ZM172 129V128H171ZM189 129V128H188ZM42 130V129H41ZM40 130V131H41ZM59 130V129H58ZM57 129H56V132L58 131ZM140 130V129H139ZM172 130H174V129H172ZM176 130H178V129H176ZM0 131H1V129H0ZM6 131V130H5ZM5 131H3V132H5ZM22 131L23 130H21V132H20V130H19V132L20 133H22ZM28 131V132H29ZM46 131H48V132H50L49 130H47L46 129ZM45 131V135H49L50 133H48V132H46ZM85 131V130H84ZM179 131V133L180 134H183V132H180V130H178ZM185 131V130H184ZM2 132V131H1ZM36 132V131H35ZM38 132V131H37ZM59 132V131H58ZM57 132V133H58ZM61 132V131H60ZM63 132V131H62ZM138 132H140L141 133V131H138ZM191 132V131H190ZM9 133H11V135L10 134H8L9 136H12V130H11V132H9ZM40 133V132H39ZM41 133H44V132H42L41 131ZM40 133V134H41ZM47 133V134H46ZM55 132H53V134H54ZM64 133V132H63ZM69 133V132H68ZM86 133V132H85ZM128 133H130V131L128 132ZM139 133V134H140ZM145 133V132H144ZM143 133V134H144ZM199 133V134H200ZM259 133V132H258ZM5 134H6V132H5ZM33 134V133H32ZM37 135H38V133H36ZM52 134V133H51ZM58 134H60V136H61V134L62 133H58ZM111 134V133H110ZM110 134H108V135H110ZM131 134V133H130ZM179 134V135H180ZM189 134V133H188ZM194 134V133H193ZM196 134V133H195ZM259 134H261V133H259ZM17 135V134H16ZM23 135V134H22ZM34 135V134H33ZM63 135H65V134H63ZM68 135V134H67ZM86 135H88V134H86ZM99 135V134H98ZM101 135V134H100ZM175 135V134H174ZM173 135V136H174ZM178 135V138L179 137H181V136H183V135H181V136H179ZM4 136V135H3ZM42 136V135H41ZM44 136V135H43ZM50 136V135H49ZM52 136V135H51ZM51 136H50V138H51ZM69 136H71V135H68V136H66V137H69ZM103 136V135H102ZM146 136V135H145ZM170 136V135H169ZM172 136V137H173ZM30 137H31V135H30ZM37 137H39V135L37 136ZM45 137V136H44ZM59 137V136H58ZM99 137V136H98ZM116 137V136H115ZM190 137H191V133H190ZM193 137V136H192ZM197 136L195 135V138H196ZM40 138V137H39ZM46 138V137H45ZM48 138V137H47ZM55 138V137H54ZM177 138V139H178ZM182 138V137H181ZM180 138V139H181ZM194 138V137H193ZM193 138H192V140H193ZM11 139H12V137H11ZM10 139V140H11ZM23 139H25L24 138V136H23ZM31 139V138H30ZM57 139H59V138H57ZM69 139L71 140V138L69 137ZM74 139V138H73ZM84 139V141H85V138H83ZM129 139V138H128ZM127 139V140H128ZM140 139V138H139ZM142 139V138H141ZM174 139H176L175 137H174ZM180 139H178L179 141H180ZM184 139V138H183ZM182 139V140H183ZM191 139V138H190ZM9 140V139H8ZM12 140H14V139H12ZM55 139H53V141H54ZM119 140H121L120 138H119ZM124 140V139H123ZM162 140H164V139H162ZM191 140V141H192ZM26 140H24V142H25ZM48 141H50V140H48ZM53 141H52V144H53ZM78 141V140H77ZM87 141V140H86ZM139 141V140H138ZM144 141V140H143ZM176 141V140H175ZM199 141H201L200 140V137H199ZM13 142V141H12ZM11 142V144H14V143H12ZM16 142V141H15ZM22 142V141H21ZM31 142V141H30ZM56 142V143H55ZM55 142H54V144H53V146L54 147H56L57 148V146H59V144L57 145V146H55L58 142H60L59 140L57 141V140H55ZM99 142H101L100 140H99ZM116 142H118V141H116ZM178 142V141H177ZM181 142V141H180ZM179 142V143H180ZM184 142V141H183ZM195 142V141H194ZM194 142H192L193 144H191V142H190V145L193 147V145H194ZM197 142V141H196ZM195 142V143H196ZM202 142V141H201ZM200 142V143H201ZM41 143H42V140H41ZM45 143V142H44ZM51 143V142H50ZM125 143V142H124ZM123 143V144H124ZM7 144V143H6ZM22 144V143H21ZM61 144V146L60 147H63V145H64V143L62 144V143H60ZM68 144V143H67ZM71 144V143H70ZM78 144V143H77ZM80 144V143H79ZM79 144H78V146H79ZM84 144V143H83ZM85 144H86V142H85ZM99 144V143H98ZM132 144V143H131ZM143 144H145V143H143ZM160 144V143H159ZM176 144V143H175ZM183 143L181 142V146H183L182 145ZM186 145H188L187 143H185ZM196 144H198V142L196 143ZM5 145V144H4ZM23 145V144H22ZM42 145V144H41ZM40 145V146H41ZM81 145V144H80ZM136 145L137 144H135V147H136ZM146 145H149V144H146ZM180 145V144H179ZM202 145H203V143H202ZM11 146V145H10ZM50 146H52V145H50ZM84 146V145H83ZM110 146V145H109ZM112 146V145H111ZM160 146H161V144H160ZM159 146V147H160ZM199 146V145H198ZM255 146H257V145H255ZM29 147V146H28ZM38 147V146H37ZM53 147V148H54ZM100 147V146H99ZM123 147L124 148H126L125 147V145H123ZM132 148H131V150L133 151V147H134V143L132 144V146H131ZM137 147H138V145H137ZM144 147V146H143ZM178 147V146H177ZM189 148L188 149H190L191 151L189 152V153H186V151H185V153H186V155H188V154H191V155H193V151H195V150H197L196 148L192 151V147H190V146H188ZM205 147H206V145H205ZM204 147V148H205ZM13 148H14V146H13ZM42 148V147H41ZM41 148H39V149H41ZM70 148H71V146H70ZM79 148H81V147H79ZM119 148V147H118ZM122 148V147H121ZM145 148V147H144ZM149 148H151V147H149ZM161 148V147H160ZM172 148H173V146H172ZM183 148H184V146H183ZM183 148H182V151H183ZM210 148V147H209ZM213 148V149H212ZM264 148V147H263ZM5 149H6V147H5ZM8 149V148H7ZM16 149H18V148H16ZM20 149V148H19ZM57 149H59V147L57 148ZM82 149H84V147L82 148ZM81 149V150H82ZM91 149V148H90ZM108 149H109V147H108ZM114 149V148H113ZM128 150H130L129 148H127ZM127 149H125V150H127ZM148 149V148H147ZM152 149H155V148H152ZM158 149V148H157ZM174 149H175V146H174ZM177 149V148H176ZM185 149V148H184ZM188 149H186V150H188ZM201 149V148H200ZM203 149V148H202ZM14 150V149H13ZM46 150H48V149H46ZM69 150V149H68ZM87 150V149H86ZM89 150V149H88ZM105 150V149H104ZM110 150H111V148H110ZM120 150V149H119ZM118 150V151H119ZM127 150V151H128ZM137 150V149H136ZM151 150V149H150ZM161 150V149H160ZM179 150H181V148L179 149ZM207 150V149H206ZM7 151V150H6ZM59 151V150H58ZM80 151V150H79ZM84 150H82V152H83ZM102 151V150H101ZM101 151H100V153H101ZM117 151V150H116ZM118 151H117V154L115 155L116 157H117V155H118ZM140 151V150H139ZM145 151H147V150H145ZM198 151V150H197ZM203 151H205V150H203ZM264 151V150H263ZM13 152V151H12ZM18 152V151H17ZM46 152V151H45ZM49 152V151H48ZM47 152V153H48ZM81 151H80V153H82ZM105 152L107 153V151L105 150L103 153L105 154ZM134 152H138V150L137 151H134ZM180 152V151H179ZM184 152V151H183ZM199 152V151H198ZM207 152H209L208 150H207ZM206 152V153H207ZM209 152V153H210ZM39 153V152H38ZM38 153H36V154H38ZM123 153V149H122V151L120 150V152H119V154H122ZM132 153V152H131ZM171 153V152H170ZM182 153V152H181ZM202 154H203V152H201ZM205 153V152H204ZM205 153V154H206ZM249 155H248V154ZM264 153V152H263ZM49 154V153H48ZM62 154H63V152H62ZM79 154V153H78ZM83 154V153H82ZM126 154H127V152H126ZM176 154H177V152H176ZM196 154V153H195ZM194 154V155H195ZM243 154H246L247 156L246 157H244V158H247V159H244L243 158ZM15 155V154H14ZM22 155H24L23 153H22ZM106 155V154H105ZM113 155V156H114ZM132 156L133 155H135V154H131ZM168 155H170V154H168ZM183 155V154H182ZM193 155V156H194ZM264 156L263 154H260V156ZM16 156H17V153H16ZM40 156V155H39ZM100 156H101V154H100ZM104 156V155H103ZM114 156V157H115ZM178 156V155H177ZM189 156V155H188ZM196 156H198V157H195L196 159H198V158H200V157H202L201 156V154H200V156L198 155V153L196 154ZM204 156V155H203ZM245 156V155H244ZM5 157V156H4ZM32 157H34L33 155H32ZM43 157V156H42ZM54 157V156H53ZM66 157V156H65ZM80 157V156H79ZM82 157V156H81ZM92 157V156H91ZM109 157V156H108ZM134 157V156H133ZM169 157V156H168ZM171 157V156H170ZM172 157H175V156H172ZM171 157V158H172ZM179 157V156H178ZM177 157V158H178ZM183 158H185V156H182ZM181 157V158H182ZM187 157V156H186ZM190 157V156H189ZM189 157H187V158H185V160H184V162L183 161H181V162H183L182 164H188L187 162H190V161H187V159L189 158ZM192 157V156H191ZM209 157V156H208ZM24 157H22V159H23ZM31 158V157H30ZM36 157H34V159H35ZM50 158V157H49ZM67 158V157H66ZM72 158V157H71ZM118 158V157H117ZM119 158H120V156H119ZM118 158V159H119ZM121 158H122V156H121ZM121 158L119 159V160H121ZM126 158V160H127V156L125 157ZM125 158H123V160L125 159ZM129 158H131L130 157V155H129ZM137 158V157H136ZM144 158H146V157H144ZM180 158V157H179ZM179 158H178V160H179ZM33 159V158H32ZM42 159H44V158H42ZM51 159V158H50ZM53 160H54V158H52ZM56 159V158H55ZM76 159H78V158H76ZM80 159V158H79ZM100 159V158H99ZM98 159V160H99ZM103 159V158H102ZM105 159V158H104ZM101 160V161H105V160ZM109 159V158H108ZM114 159H116V158H114ZM114 159H113V161H114ZM116 160L115 162H119V160ZM133 159V158H132ZM131 159V160H132ZM192 159H194V158H192ZM202 159V160H201ZM201 159H199L203 164H205L204 163V160H203V158H201ZM212 159V160H213ZM57 160V159H56ZM70 159H67V161H69ZM110 160H111V157H110ZM135 160V159H134ZM149 160V159H148ZM176 160V159H175ZM42 161H44V160H42ZM47 161V160H46ZM49 161V160H48ZM52 161V160H51ZM63 161V160H62ZM79 161V160H78ZM100 161V162H101ZM112 161V160H111ZM112 161V162H113ZM150 161V160H149ZM177 161V160H176ZM180 161V160H179ZM186 161V162H185ZM194 161H198V160H193V163L194 164H196V162H194ZM54 162V161H53ZM127 162V161H126ZM132 162V161H131ZM200 162V163H201ZM259 162V161H258ZM12 163V162H11ZM43 163H45V162H43ZM58 163V162H57ZM56 163V164H57ZM64 163L65 162H63V164L62 165H64ZM97 163V162H96ZM120 163H121V161H120ZM129 163V162H128ZM192 162H190V164H191ZM192 163V164H193ZM41 164V163H40ZM49 164V163H48ZM51 164V163H50ZM61 164V163H60ZM66 164V163H65ZM101 164V163H100ZM110 164V163H109ZM116 164V163H115ZM115 164H113V165H115ZM192 164H191V166H192ZM7 164H5V166H6ZM12 165V164H11ZM55 165V164H54ZM58 165V164H57ZM118 165V164H117ZM117 165H115L116 167H117ZM181 165V164H180ZM205 165H207V164H205ZM14 166V165H13ZM49 166V165H48ZM65 166V165H64ZM126 166V165H125ZM130 166V165H129ZM129 166H128V168H129ZM132 166H133V164H132ZM178 166H179V162H178ZM196 166V165H195ZM9 167H11V166H8V168ZM29 166H28V164H27V168H28ZM33 167H34V165H33ZM32 167V168H33ZM90 167V166H89ZM96 167V166H95ZM120 167H122V166H120ZM124 167V166H123ZM180 167V166H179ZM197 167H200V166H197ZM205 167V166H204ZM208 167V166H207ZM222 167H224V166H222ZM2 168V167H1ZM5 168V167H4ZM7 168V169H8ZM36 168H37V166H36ZM52 168H53V170H55L54 169V166H52L51 167V170H52ZM65 168H67V166L65 167ZM92 168V167H91ZM127 168V167H126ZM181 168H182V165H181ZM185 168H187V166L185 167ZM193 168V167H192ZM201 168V167H200ZM209 168V167H208ZM213 168H215V167H213ZM13 169H14V167H13ZM13 169L11 170V169H9L11 172L13 171ZM30 169V168H29ZM48 169V168H47ZM58 169H59V166H58ZM58 169H56L58 172H59V170ZM89 169V168H88ZM87 169V170H88ZM95 169H97V168H95ZM165 169V168H164ZM194 169V168H193ZM36 170H38L39 171V169H36ZM35 170V167H34V172L36 171ZM55 170V171H56ZM65 170V169H64ZM69 170V169H68ZM109 170H112L111 168L109 169ZM128 170V169H127ZM129 170H130V168H129ZM185 170H187V169H185ZM197 170H198V168H197ZM201 170H202V168H201ZM205 170V169H204ZM209 170V169H208ZM210 170H211V168H210ZM217 170V169H216ZM4 171H5V169H4ZM7 171V170H6ZM10 171H7V173L8 172H10ZM16 171V170H15ZM17 171H19V170H17ZM17 171H16V173H15V178H13V179H15V181H16V179H18V181H19V179L21 180V179H25V176H24V178L22 177V175H21V178H19V176H17L16 174H18L17 173ZM30 171H31V169H30ZM33 171V170H32ZM47 171V170H46ZM49 171V170H48ZM72 171H73V168H72ZM79 171V170H78ZM77 170H76V172L77 173H79ZM104 171V170H103ZM125 171V170H124ZM163 171V170H162ZM191 171V170H190ZM194 171H196V170H194ZM193 171V172H194ZM207 170H205L204 171V174H203V172L201 171V172H199L198 171V173L197 172H195V173H197L198 174V176H199V173L201 174L200 175V177H204L205 176V172H206ZM218 172L220 171V169L219 170H217ZM260 171V170H259ZM1 172H2V170H0V175H1ZM10 172V173H11ZM21 172V171H20ZM37 172V171H36ZM44 172H45V170H44ZM54 172V171H53ZM74 172V171H73ZM89 172V171H88ZM111 172H114V167H113V171H111ZM246 172V173H247ZM262 172V171H261ZM6 173V172H5ZM9 173V174H10ZM41 173L43 174V172L41 171V172H39V174L37 173L36 175H38V176H40V177H42L43 178V176H41ZM76 173V174H77ZM82 173H84V172H81V174ZM86 173V172H85ZM84 173V174H85ZM93 173V172H92ZM168 173V172H167ZM179 173V172H178ZM191 173V172H190ZM189 173V174H190ZM211 173V172H210ZM213 173V172H212ZM255 173V172H254ZM14 175V172L13 173H11L10 174V176L11 175ZM45 174H46V172H45ZM44 174V175H45ZM47 174H48V172H47ZM56 174V173H55ZM60 174V176H61V172L59 173ZM94 174V173H93ZM105 174H107V173H105ZM115 173H113V175H114ZM120 174V173H119ZM127 174H128V172H127ZM181 174V173H180ZM184 176H185V174H184V172L182 173ZM50 175H51V178H52V176H53V174L52 173H49L48 175H46V176H48V178L50 177ZM78 175V174H77ZM125 175V174H124ZM179 175V174H178ZM183 175L180 177V179H178V181H181V179L183 178ZM255 175V174H254ZM28 176H30V175H28ZM59 176V175H58ZM78 176H80V174L78 175ZM86 176H89V174L87 173V175L85 174V177ZM94 176V175H93ZM122 176V175H121ZM191 176V175H190ZM192 176H194L193 174H192ZM207 176V175H206ZM205 176V177H206ZM220 175L218 174L217 175V178L219 177ZM223 176H225V175H223ZM4 177H6V176H4ZM11 177H13V176H11ZM10 177V179L9 180H12V178ZM18 177V178H17ZM92 177V176H91ZM123 178H122V180L121 181H127V179H125L124 178V176H122ZM210 177V176H209ZM213 177V176H212ZM226 177H229V176H226ZM239 177V178H238ZM245 177L246 178H248V175L246 174L245 175ZM243 178V180L244 179H246V178ZM28 177L26 176V179H27ZM30 178V177H29ZM78 178H80V177H78ZM88 178V177H87ZM86 178V179H87ZM110 178V177H109ZM112 178V177H111ZM178 178H179V176H178ZM191 177H189V180H188V178H187V180H188V183L190 184L191 182V179L193 178H191ZM2 179V181L4 180L3 178H1ZM6 179V178H5ZM25 179V180H26ZM33 179V178H32ZM45 179V178H44ZM52 179H54V177L52 178ZM52 179H50L49 178V180H52ZM92 179V178H91ZM91 179L89 178V180L91 181ZM104 179H105V176H104ZM103 179V180H104ZM208 179L209 178H204V180H207L208 181ZM215 179V178H214ZM29 180V179H28ZM34 180H36V179H34ZM33 180V181H34ZM68 180H70V179H68ZM80 180H82V179H80ZM85 180V179H84ZM111 180V179H110ZM193 180V179H192ZM195 180H196V178H195ZM195 180H193V183H191L190 185H192L193 187L191 188H189V190H188V188H187V186H185V187H183V188H185V189H183V191L186 193V197H187V192L189 191L190 193H192V194H188V196L189 197H187V199H189V202L190 201H192V200H195V198L194 199H192L194 196L196 197V198H198V199H200L199 197L200 196H202L201 195V193L198 191V190H200V188L203 190V186L202 187H198V185L199 184H197V181H195ZM210 180V179H209ZM212 180V179H211ZM224 180V179H223ZM14 181V182H15ZM18 181H16V182H18ZM30 182H31V179L29 180ZM48 181V180H47ZM87 181H88V179H87ZM86 180H85V182H87ZM94 181V180H93ZM92 181V182H93ZM97 181V180H96ZM99 181V180H98ZM113 181V180H112ZM132 181V180H131ZM184 181V180H183ZM183 181H181V182H183ZM225 181H227V180H225ZM21 182H22V180H21ZM83 182V181H82ZM84 182V183H85ZM130 182V181H129ZM201 182H203V181H201ZM13 183V182H12ZM88 183V182H87ZM122 183V182H121ZM124 183V182H123ZM126 183V182H125ZM176 183V187L175 186H171V188H173V190H175V188L177 189L176 190V194H178V197H180V192H178L177 193V191H178V188H180V187H178L179 185H178V183L177 182H175ZM194 183L196 184V185H194ZM205 183V182H204ZM204 183H203V185H204ZM217 183V182H216ZM4 184H5V182H4ZM19 184H20V182H19ZM22 184V183H21ZM25 184V182L22 184V185H24ZM31 186L30 187H28V185H27V187L28 188H30L28 191H33L34 189H38L39 187H37V186H34L33 188H32V182L31 183H29ZM65 185L67 184L66 182L64 183ZM69 184V183H68ZM95 184V183H94ZM102 184V183H101ZM117 184V183H116ZM182 183H180V185H181ZM184 185L185 184H187V183H183ZM208 183L206 182V184L205 185H207ZM214 184L215 183H213V185H211V186H214ZM218 184V183H217ZM217 184H216V186H217ZM226 184H228L227 182H225L224 184H223V182H220L218 185H219V188H220V191H221V193H222V195H226L225 193H224V191H223V188H224V186H226ZM243 184V183H242ZM36 185H38V184H36ZM43 184H41V187H40V189H42V191H43V188L42 187H44V186H42ZM49 185H51V184H48L47 186H46V184H45V186H46V192H47V187L49 186ZM88 185V184H87ZM100 185V184H99ZM125 185V184H124ZM148 185V184H147ZM188 185V184H187ZM189 185V186H190ZM210 184H208V186H209ZM230 185V184H229ZM244 185H246L245 184V181H244ZM81 186V185H80ZM162 186V185H161ZM197 187L198 189H197V191L195 192V193H193L194 191V189H195V187ZM208 186H207V188H208ZM234 186V187H235ZM238 186H239V184H238ZM19 187V186H18ZM25 187V186H24ZM68 187V186H67ZM82 187V186H81ZM86 187V186H85ZM88 187H89V185H88ZM91 187H92V185H91ZM175 187V188H174ZM178 187V188H177ZM210 187V186H209ZM227 187V186H226ZM10 188V187H9ZM50 187H48V189H49ZM84 188V187H83ZM94 188V187H93ZM98 188V187H97ZM110 188V187H109ZM194 188V189H193ZM216 188V187H215ZM229 188V187H228ZM237 188V187H236ZM253 188V187H252ZM26 189V188H25ZM32 189V190H31ZM52 189L53 188H51V194L53 193L52 192ZM55 189V188H54ZM53 189V190H54ZM61 189V188H60ZM66 189H68V192H69V188H66ZM74 189V188H73ZM96 189V188H95ZM102 189L103 188H101V192H102ZM145 189V188H144ZM181 189V190H180ZM179 190L180 191H182V186H181V188H180ZM254 189V188H253ZM4 190V189H3ZM11 190V189H10ZM36 190H34V191H36ZM84 190V189H83ZM187 192H186V191ZM192 190V191H191ZM208 190H209V188H208ZM214 190V189H213ZM216 191H218L217 189H215ZM241 190H242V188H241ZM252 190V189H251ZM40 191V190H39ZM41 191V193L39 192V194L37 193V196H39L40 194H42V195H40V196H43V195H47V193L50 195V196H47V197H49V198H51V197H55L54 196V194H53V196L50 194V191L49 192H45V194H43V192ZM55 191V190H54ZM56 191H57V189H56ZM183 191H182V193L181 194H183ZM201 191V190H200ZM207 190H204V192H202V194H204V193H206V196H207V194L209 193V192H206ZM38 192V191H37ZM73 192V191H72ZM77 192V191H76ZM85 192V191H84ZM97 192H99V191H97ZM121 192H122V190H121ZM152 192V191H151ZM197 192H199L200 194H198ZM242 192V191H241ZM252 192V191H251ZM256 192V191H255ZM6 193V192H5ZM25 193V192H24ZM30 193V192H29ZM33 193V192H32ZM55 193V192H54ZM63 193H64V190H63ZM100 193V192H99ZM156 193V192H155ZM197 193V194H196ZM217 193V192H216ZM216 193H215V195H216ZM230 193L231 194H235V193H237V190L235 189V190H232L231 189V191H230ZM262 193V190H261V192H260V194ZM59 194V193H58ZM58 194L56 193V195L58 196ZM61 194H62V192H61ZM60 194V195H61ZM66 194V193H65ZM77 194V193H76ZM79 194V193H78ZM100 194H102V193H100ZM152 194L153 193H151V197H153L152 196ZM175 194V195H176ZM196 194V195H195ZM218 194V193H217ZM7 195V194H6ZM13 196H14V194H12ZM18 195H19V193H18ZM26 195V194H25ZM36 195V193H34V197L35 198H37L35 201L34 200H31V201H34V203H36V201L38 200V198L39 197H37V196H35ZM59 195V196H60ZM155 195V194H154ZM183 195V196H184ZM190 195H192V198H191V196ZM197 195H200L199 197H197ZM209 195V197H208V199H206V200H209V198L211 199L212 197H211V194L209 193L208 194ZM221 195V197H223ZM259 194H257V192L256 193H249V192H247V197H246V205H245V200H243V199H240V198H238L237 196V198H233V202H232V200H230L232 203H231V206H232V204H233V208L231 209V210H229V215L231 214V220H227L226 218H225V216H224V214L222 213V209H223V206H224V204L226 203V201L223 199V198H221L220 197V199H218L219 200V202H220V205H221V208H220V216H219V218L220 219H218V217H217V219L219 220V222H218V224L216 225L217 226V228H218V233H219V238H218V241H227L228 242V240H229V237H228V235H226L227 233H225V232H228V230H226L227 228H229L228 226H232V228L233 229H235V230H241V229H244V231H243V233H244V236H242V237H240V241L242 242V243H246V245H248L247 243H262V241H263V239H264V237L263 238H261V236L260 235H255V233H256V231L253 229V228H255L256 229V227H257V223L259 222L255 217L256 216H262L263 214H261V213H256L255 211H254V206L256 205V197L258 196ZM2 196V195H1ZM0 196V218H2V220L3 219H5V215L4 214H7V212H9L10 210H9V208H6V206H10L12 203H10V202H13V201H10L9 203H10V205H8V203H7V205L5 204V202L6 201H4L3 199H2V197ZM12 196V197H13ZM56 196V197H57ZM62 196V195H61ZM65 196V195H64ZM72 196V195H71ZM79 196V195H78ZM77 196V197H78ZM84 196V195H83ZM171 196V195H170ZM174 196V195H173ZM173 196H172V198H173ZM205 196V195H204ZM206 196H205V198H206ZM242 196H244V194H242ZM55 197V198H56ZM66 197V196H65ZM64 197V199L65 200H68L67 198H69V197H67V198H65ZM80 197V196H79ZM176 197H177V195H176ZM177 197V198H178ZM186 197H183L182 199H185ZM215 197H217V196H215ZM20 198V197H19ZM26 198V197H25ZM42 198V197H41ZM54 198V200L56 201L57 200V198L55 199ZM59 198H61V197H59ZM72 198V197H71ZM136 198V197H135ZM154 198V197H153ZM155 198H156V196H155ZM203 197H201V200H202V202H203V199H202ZM5 199V198H4ZM6 199H7V197H6ZM11 199V198H10ZM16 199V198H15ZM21 199H24V198H21ZM21 199H20V201H21ZM27 199V198H26ZM34 199V198H33ZM73 199V198H72ZM76 199V198H75ZM74 199V200H75ZM79 199V198H78ZM77 199V200H78ZM114 199V198H113ZM174 199H175V196H174ZM180 199V198H179ZM191 199V200H190ZM198 199H197V201H198ZM12 200H14L13 198H12ZM40 200V199H39ZM43 200H45V196H44V198H43ZM52 200H53V198H52ZM61 200H63V198H61ZM71 199L69 198V200L68 201H70ZM146 200H147V198H146ZM156 200V199H155ZM181 200V199H180ZM27 201H29V200H27ZM72 201V200H71ZM70 201V202H71ZM79 201V200H78ZM100 201V200H99ZM188 201V200H187ZM200 201V200H199ZM211 201H213V200H209V203L211 202ZM229 201V202H230ZM41 202V201H40ZM44 202H46V200L44 201ZM50 202H51V200H50ZM56 202H58V201H56ZM73 202V201H72ZM71 202V203H72ZM174 202V201H173ZM188 202V203H189ZM201 202V201H200ZM199 202V203H200ZM16 203V202H15ZM24 203V202H23ZM33 202H31V204H34ZM61 203H63V201H61ZM69 203V202H68ZM79 202H77V203H75V201H74V205H73V203H72V207H74V206H79V204H78ZM177 203V202H176ZM195 204H197V202L195 201L194 202ZM204 203H206V205H205V211L207 212V210H209V208H207L206 206H207V202H204ZM212 203V206H213V202H211ZM210 203V204H211ZM215 203V202H214ZM28 204V203H27ZM30 204V203H29ZM30 204V205H31ZM39 203H37V205H38ZM40 204H42V202L40 203ZM39 204V205H40ZM44 204V203H43ZM54 204H56V203H54ZM57 204H59V202L57 203ZM76 204V205H75ZM78 204V205H77ZM109 204V203H108ZM110 204H111V202H110ZM217 204H218V202H217ZM29 205V206H30ZM36 204H34V206H35ZM67 205H69V204H67ZM190 205V204H189ZM194 205V204H193ZM193 205H191L189 208H191ZM201 205V204H200ZM24 206V205H23ZM28 206V207H29ZM33 206V205H32ZM70 206V205H69ZM81 206H83V205H81ZM86 206V205H85ZM142 206V205H141ZM210 206V205H209ZM14 207V206H13ZM56 207V206H55ZM61 207V206H60ZM59 207V208H60ZM68 207V206H67ZM72 207H71V210L70 211H72L73 212V210H72ZM92 207V206H91ZM178 207V206H177ZM188 207V206H187ZM199 207V206H198ZM214 207V209H216V207L215 206H213ZM240 207V209H238ZM256 207V206H255ZM16 208V207H15ZM18 208V207H17ZM23 209H24V207H22ZM26 208H27V205H26ZM30 209L32 208V207H29ZM34 208V207H33ZM36 208V207H35ZM40 208V207H39ZM44 208H46V206L44 205ZM44 208H43V211H44ZM51 208V207H50ZM54 208V206L51 208V209H53ZM62 208V207H61ZM80 208V207H79ZM99 208V207H98ZM114 208H115V206H114ZM260 208H262V207H260ZM264 208V207H263ZM7 209L9 210V211H7ZM48 209V208H47ZM47 209L44 211V212H47ZM50 209V210H51ZM55 209H57V207L55 208ZM64 209V208H63ZM62 209V211H67V210H69V208L67 209V210H63ZM121 209H123V208H121ZM139 209V208H138ZM142 209V208H141ZM165 209H167V208H165ZM180 209V208H179ZM194 209H195V207H194ZM256 209V208H255ZM59 210V209H58ZM94 210V209H93ZM95 210H96V208H95ZM181 210L182 211H184L185 209H183V207L181 208ZM257 210V209H256ZM6 211V212H5ZM13 211H14V209H13ZM13 211H11L10 213H12ZM26 211V210H25ZM25 211H24V214H26L25 213ZM29 211H31V210H29ZM36 212H37V208H36V210H35ZM57 211V210H56ZM104 210L102 209V212H103ZM156 211V210H155ZM180 211V210H179ZM186 211V210H185ZM184 211V212H185ZM190 211V210H189ZM192 211H193V209H192ZM27 212H28V210H27ZM32 212V211H31ZM43 212V213H44ZM59 212H61V210L59 211ZM58 211L56 212L57 214L59 213ZM71 212V213H72ZM94 212V211H93ZM113 212V211H112ZM166 213H167V210L165 211ZM194 212H195V210H194ZM200 212V211H199ZM227 212H228V210H227ZM35 213V212H34ZM41 213V212H40ZM39 213V214H40ZM49 213V210H48V212H47V214ZM51 213H52V211H51ZM62 214L64 213V212H61ZM96 212H94V214H95ZM180 213V212H179ZM211 213V212H210ZM14 213H12V218L14 217V215H13ZM38 214V215H39ZM47 214H45V215H47ZM50 214V213H49ZM62 214H60V215H62ZM66 213H64V215H65ZM79 214V213H78ZM86 214V213H85ZM187 214H188V212H187ZM197 214V213H196ZM208 214V213H207ZM228 214V213H227ZM8 215V214H7ZM38 215H36L35 214V217L37 218V216ZM44 215V216H45ZM73 215H75V214H73ZM125 215V214H124ZM180 216H181V214H179ZM28 216H30V214H28ZM33 216V215H32ZM42 216V215H41ZM40 216V217H41ZM50 216H51V214H50ZM54 215H52V217H53ZM59 216V215H58ZM70 216V220L74 217H72V215H70V212H69V214H68V217ZM83 216V215H82ZM87 216V215H86ZM116 216V215H115ZM136 216V215H135ZM175 215H173V217H174ZM20 217V216H19ZM22 217V216H21ZM52 217H50V221H52L51 219H52ZM176 217H177V215H176ZM33 218V217H32ZM48 218V217H47ZM54 218V217H53ZM59 218V217H58ZM65 218V217H64ZM78 218V217H77ZM75 219V218H73V219H75V220H78V219ZM94 218V217H93ZM92 218V220H91V218H89L92 222H95L94 220L95 219H93ZM97 218V217H96ZM135 218V217H134ZM171 218V217H170ZM261 218V217H260ZM6 219H8V217H6ZM21 219V218H20ZM29 218L27 217V219H25L26 220V222H27V220H28ZM31 219V218H30ZM46 219V218H45ZM57 219V218H56ZM56 219H53V221L54 222H56L55 220ZM60 219H62V218H60ZM83 219H84V217H83ZM88 219V221H90ZM125 218H123V220H124ZM169 219V218H168ZM203 219V218H202ZM22 220V219H21ZM24 220V219H23ZM33 220H34V218H33ZM44 220V219H43ZM179 220V219H178ZM193 220H194V218H193ZM5 221V220H4ZM4 221H2L1 223H4ZM8 221V220H7ZM6 221V222H7ZM14 221V220H13ZM30 221H32V220H30ZM38 221V220H37ZM67 222L69 221V218L66 220ZM65 221V222H66ZM83 221V220H82ZM88 221H86V222H88ZM168 222L167 223H169V220H167ZM170 221H171V219H170ZM216 221V220H215ZM25 222V223H26ZM39 222V221H38ZM64 222V223H65ZM67 222L65 223V224H67ZM75 222V221H74ZM92 222L90 223V224H92ZM107 222V221H106ZM110 222V221H109ZM1 223H0V225H1ZM9 223V222H8ZM19 223V222H18ZM28 223V222H27ZM50 223V222H49ZM57 223H59V222H57ZM80 223V222H79ZM96 223V222H95ZM191 223V222H190ZM205 223V222H204ZM215 223V222H214ZM41 224V223H40ZM43 224H45L44 222H43ZM51 224V223H50ZM69 225H71L70 223H68ZM75 224V223H74ZM74 224H73V226H74ZM97 224V223H96ZM171 225H172V223H170ZM192 224V223H191ZM190 224V225H191ZM227 224H228V226H227ZM261 224V223H260ZM8 225V224H7ZM52 225V224H51ZM61 224H59V225H55V226H59V227H61L60 226ZM86 225H88V224H85V226ZM98 225V224H97ZM97 225H94V224H92L91 226H89L90 228H91V234L93 233H95V232H92V228L94 227V228H97L98 226ZM101 225V224H100ZM99 225V226H100ZM1 226H3V225H1ZM35 226H36V228L35 229H37L38 228V226H37V224H35ZM44 226V225H43ZM43 226H42V228H43ZM64 227L63 228H66V225H63ZM93 226V227H92ZM96 226V227H95ZM108 226V225H107ZM192 226V225H191ZM196 226V225H195ZM260 225H258V227H259ZM6 228V226L4 225L3 227H1L2 229H1V231H0V264H17L18 262L15 260L16 258V256H13V254L11 253V251H10V248H9V246H8V243H7V245L6 244H4V242H5V240H6V233H7V230L9 229L10 230V228H7V229H5ZM45 227V226H44ZM49 227V226H48ZM88 227V228H89ZM104 227V226H103ZM110 227V226H109ZM172 226H169L168 227V229L169 228H171ZM40 228V227H39ZM38 228V229H39ZM86 228V227H85ZM87 228V229H88ZM108 228V227H107ZM111 228V227H110ZM34 229V230H35ZM37 229V230H38ZM51 230H52V228H50ZM54 229H55V227H54ZM66 229H68V225H67V228ZM65 229V230H66ZM166 229V228H165ZM259 229H260V227H259ZM14 230V229H13ZM28 230V229H27ZM33 230V229H32ZM58 230V229H57ZM60 230H62V227L60 228ZM59 230V231H60ZM71 230V229H70ZM81 230V229H80ZM80 230H78V231H80ZM83 230H85V229H83ZM94 230V229H93ZM95 230H97V229H95ZM94 230V231H95ZM257 230V229H256ZM17 231V230H16ZM21 231V230H20ZM98 231L100 232V230H97V232H96V234L98 233ZM110 231V230H109ZM108 231V232H109ZM178 231V230H177ZM213 231V230H212ZM214 231H216V230H214ZM214 231H213V233H214ZM9 232V231H8ZM34 232V231H33ZM52 232V231H51ZM87 232H89V231H87ZM258 232H260V231H258ZM59 235L61 234V233H59V232H57ZM67 233V232H66ZM104 233V232H103ZM107 233V232H106ZM212 233V234H213ZM217 233V232H216ZM9 234V233H8ZM7 234V235H8ZM34 234V233H33ZM37 234V233H36ZM54 234V233H53ZM65 234V233H64ZM73 234V233H72ZM78 234H79V232H78ZM87 234V233H86ZM95 234V235H96ZM99 234H101V232L100 233H98V235ZM163 234V233H162ZM166 234V233H165ZM165 234H163V235H165ZM189 234V233H188ZM201 234V233H200ZM40 235H42V234H40ZM56 235V234H55ZM69 234H67V236H68ZM90 235V234H89ZM111 235V234H110ZM113 235V234H112ZM172 234H170V236H171ZM215 235V234H214ZM213 235V236H214ZM232 235V234H231ZM23 236V235H22ZM35 236V235H34ZM61 236V235H60ZM62 236H63V234H62ZM66 236V235H65ZM66 236V238H65V240H63V239H60V241L61 240H63L61 243H63V242H65L66 240H67V238H68V240H69V236L67 237ZM75 236V235H74ZM78 236V235H77ZM80 236V235H79ZM85 236V235H84ZM93 236V235H92ZM97 236V235H96ZM176 236V235H175ZM175 236H173L174 238H175ZM203 236V235H202ZM213 236H212V238H213ZM241 236V235H240ZM42 237V236H41ZM53 237V236H52ZM51 237V238H52ZM70 237H71V234H70ZM73 237V236H72ZM177 238L179 237V236H176ZM204 237V236H203ZM215 237V236H214ZM60 238V237H59ZM63 238V237H62ZM78 238H81V236L80 237H78ZM97 238V237H96ZM100 238V237H99ZM211 238V239H212ZM216 238V237H215ZM8 239V238H7ZM13 239V238H12ZM25 239H26V237H25ZM36 239V238H35ZM40 239V238H39ZM38 238H37V240H39ZM45 239H47V238H45ZM53 239V238H52ZM106 239V238H105ZM204 239V238H203ZM210 239V240H211ZM235 239H237V238H235ZM36 240V241H37ZM54 240H55V238H54ZM71 240V239H70ZM81 240V239H80ZM98 240V239H97ZM184 240V239H183ZM201 240V239H200ZM209 240V241H210ZM214 240V239H213ZM212 240V241H213ZM231 240H233V239H231ZM24 241V240H23ZM35 241V240H34ZM107 241V240H106ZM179 241V243H180V245H182L181 243H184V242H182L181 240H178ZM181 241V242H180ZM212 241H210V244H212V246L214 245V243H211ZM234 241V240H233ZM237 241H239L238 239H237ZM41 242H42V239H41ZM40 242V243H41ZM57 242V241H56ZM69 242V241H68ZM83 242V241H82ZM93 242V240H91V243ZM96 242V241H95ZM173 242H174V240H173ZM173 242H171V243H173ZM176 242V241H175ZM174 242V243H175ZM208 242V241H207ZM28 243H29V241H28ZM58 243H59V241H58ZM70 243H72V242H70ZM76 243V242H75ZM84 243V242H83ZM94 243V242H93ZM93 243L92 244H90V245H93ZM174 243H173V245H174ZM194 243H196V242H194ZM205 243H206V241H205ZM230 243V242H229ZM232 243H234V242H232ZM13 244V243H12ZM23 244H25V243H23ZM52 244H53V241H52ZM55 244V243H54ZM54 244H53V246H54ZM65 244V243H64ZM169 244H170V241H168V246H169ZM209 244V243H208ZM41 245V244H40ZM39 245V246H40ZM60 245V244H59ZM58 245V246H59ZM66 245H67V243H66ZM89 245V246H90ZM96 245H98V244H96ZM96 245H95V248H93V247H91L92 248V252H93V254H95V250H96ZM238 245H240L239 243H238ZM244 245V244H243ZM62 246V245H61ZM68 246V245H67ZM66 246V247H67ZM70 246V245H69ZM166 246H167V244H166ZM183 246V245H182ZM181 246V247H182ZM211 246V247H212ZM229 246V245H228ZM241 246L242 245H240L239 246V250H242V248H241ZM263 246V245H262ZM54 247H56V246H54ZM60 247V246H59ZM63 247V246H62ZM65 247V246H64ZM71 247V246H70ZM72 247H74V246H72ZM81 247H82V243H81ZM83 250H80V252L82 253V251H84L85 250V245H83ZM171 247V246H170ZM207 247H210V246H207ZM206 247V248H207ZM232 247V246H231ZM237 247V246H236ZM253 247H254V245H253ZM42 248H44L43 246H42ZM86 248H88L87 246H86ZM91 248H89V250L88 251H90L91 250ZM49 250H50V247H49ZM54 250H56V248H54ZM65 250V248H62V250L60 251V248H59V250L58 251H60L61 253H62V251H64ZM166 250H168V248H166ZM182 250H183V248H182ZM182 250H179V251H182ZM231 250H232V248H231ZM244 250H248V248H244ZM257 250H258V248H257ZM44 251V250H43ZM66 251V250H65ZM70 251H72V248H70ZM107 251V250H106ZM114 251H115V248H114ZM119 250H118V248H117V251L116 252H118ZM67 252H68V248H67ZM74 252L76 253L77 252V250H74ZM103 252H104V250H103ZM178 252V251H177ZM209 252V251H208ZM242 252V251H241ZM247 252V251H246ZM259 252V251H258ZM26 253V252H25ZM56 253L57 252H55V255H56ZM59 253V252H58ZM66 253V252H65ZM72 253V252H71ZM70 253V254H71ZM119 253V252H118ZM210 253H212V252H210ZM239 253H240V251H239ZM16 254V253H15ZM64 254V253H63ZM72 254H74V253H72ZM84 254V256H85V254L86 253H83ZM96 254H97V252H96ZM98 254H99V251H98ZM114 254V253H113ZM113 254H112V256H113ZM245 254V253H244ZM243 254V255H244ZM258 254V253H257ZM43 255H44V253H43ZM49 255V254H48ZM69 255V254H68ZM102 255V254H101ZM104 255V254H103ZM106 255H107V253L104 255L105 257H106ZM116 255V254H115ZM140 255V254H139ZM181 255V254H180ZM182 255H183V252H182ZM247 255H248V253H247ZM57 256H58V254H57ZM63 256V255H62ZM71 256V255H70ZM69 256V257H70ZM75 256V255H74ZM74 256L72 257V258H74ZM80 256V255H79ZM79 256H76L77 257V260H80L81 261V259H83L82 261V263L81 264H84L85 263V261L84 260H86V263H88V264H90V261H88L87 262V258H88V256H86V258L84 259L83 257H81V259H78V257ZM81 256H82V254H81ZM93 256V257H92ZM99 256V255H98ZM98 256H96V257H98ZM104 256H100V257H98L100 260L99 261H101L100 263H99V261L97 260L98 258H96L95 259V257H94V255H91V257H89L90 259L92 258H94V260H95V262L93 261L92 263H95V264H103L104 263V261H102L101 260V257H104ZM110 255H108V257H109ZM118 256V255H117ZM184 256V255H183ZM241 256V255H240ZM21 257V256H20ZM60 257H61V255H60ZM104 257V260L106 259V261L107 260H112V259H107V258H105ZM111 257V256H110ZM121 257V256H120ZM119 257V258H120ZM253 257H255V255L253 256ZM18 258H19V255H18ZM22 258V257H21ZM67 258V257H66ZM80 258V257H79ZM118 258V257H117ZM166 258L168 259L169 257H167L166 256ZM174 258V257H173ZM172 258V259H173ZM177 258V257H176ZM185 258L187 259V257L185 256ZM245 257L243 256V259H244ZM249 258H250V256H249ZM65 259V258H64ZM75 259V258H74ZM121 259V258H120ZM123 259V258H122ZM171 259V260H172ZM180 259H182L181 258V256H180ZM179 259V260H180ZM242 259V258H241ZM246 259V258H245ZM23 260H24V258H23ZM60 260V259H59ZM61 260H63V258L61 259ZM61 260H60V262L58 261L57 262V264L59 263V264H71L72 262V264H74V260L73 261H71V263H70V261H63V262H61ZM89 260V259H88ZM125 260V259H124ZM123 260V261H124ZM175 260V259H174ZM184 260V259H183ZM210 260V259H209ZM208 260V261H209ZM258 260V259H257ZM256 260V261H257ZM261 260V259H260ZM22 261V260H21ZM27 261V260H26ZM26 261H24L25 263H27ZM80 261H78L77 262V264L78 263H80ZM96 261H98L97 263H96ZM113 261V260H112ZM175 261H178V260H175ZM181 261V260H180ZM180 261H178V262H180ZM186 261V260H185ZM211 261V260H210ZM228 261H229V259H228ZM248 261V260H247ZM47 262H50V261H47ZM76 262V261H75ZM107 262H109V261H107ZM120 262V261H119ZM183 262V261H182ZM182 262H181V264H182ZM212 262V261H211ZM252 263V262H254V261H248L247 262V264L248 263ZM20 264H22V262H19ZM41 263V262H40ZM112 263V262H111ZM111 263H108V264H111ZM121 263V262H120ZM122 263H124V262H122ZM166 263V262H165ZM170 263V262H169ZM173 263H175V262H173ZM185 263V262H184ZM190 263H192V262H190ZM210 262H208V264H209ZM236 263V262H235ZM249 263V264H250ZM255 263V262H254ZM259 263V262H258ZM31 264V263H30ZM35 264V263H34ZM48 264V263H47ZM76 264V263H75ZM119 264V263H118ZM180 264V263H179ZM253 264V263H252ZM260 264H262L261 262H260Z\"/></svg>",
    "mask_w": 264,
    "mask_h": 264
}]
</instances>
